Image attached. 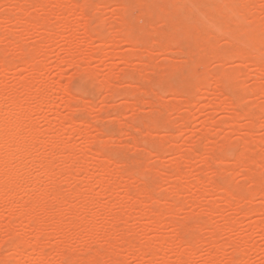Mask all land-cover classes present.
<instances>
[{"label": "rangeland", "instance_id": "1", "mask_svg": "<svg viewBox=\"0 0 264 264\" xmlns=\"http://www.w3.org/2000/svg\"><path fill=\"white\" fill-rule=\"evenodd\" d=\"M0 1H1L0 2V35L3 33V31H5L4 32L5 34L3 33L4 35H2V36L6 37V35L8 34L7 35L8 37H6V39L8 38L9 41H10V39H13L11 37H14V34L17 36V37L15 36V38H14L17 41H15L13 39L15 42L11 40L10 43H9L8 40H5V37H4V40L2 42H0V60L4 61V66L7 68V69L6 68L4 69V66H2L3 68L0 66V85L3 84V85H5L4 87L8 86V89L0 87V89H5L6 90V95L2 99L0 98V100L2 102L5 101L6 97L8 98V101L10 100V102H7V100H6V102H3V104H4V105L2 104L3 105V110L5 108V110L7 109V111H9V112L10 111L11 112H15L14 108H16V107L12 106L13 103L11 105H10V103H11L12 100L14 101V99H16V98H18L17 99L18 101H15V102L17 104L19 103V105L21 104L22 108H25V109H26V107L30 108L31 115H30L29 118L25 119V120H27V122L23 123L24 127L26 126V131H25V128H24V131L27 133V130L29 129L28 126H27L28 124H34L35 127H36L35 128L36 131L38 132V134H40V136H42V137H40L38 135V137L42 138L40 141L43 142V146L40 147V145H41L40 144L37 147V149L39 151L38 150H34L35 152H33V155L34 156L37 155L35 157H37L39 159H41V156H44V155L45 156L42 157V158H45L46 156L52 157V159L54 158L52 160V164H56L55 168H54V165H52L53 167L51 166V168L53 170H51V168H50V173H49V175L46 176V178L44 177L45 176L44 173L41 172L42 170L40 168H38V166L35 163L28 164V168L25 170V173H27L26 171L29 172V170H30V173H31L30 176L40 180L39 188L35 189L37 191H32L33 188L30 185L22 183L20 185V189L18 191V197L19 198H23V199L24 198L26 199L27 193L31 192V191H32L31 192L32 196L34 194L36 195V193H39V192L40 193L37 194V195H40V194L44 193V192H41V190L45 191V189H46V191H48V192L45 193L46 194L45 198H48V195H49V198L47 200L45 198L42 199L43 201L46 200V203H44L42 205H44L45 210L47 209L46 210L47 212L44 210L45 214L41 213V211L39 212V215L37 214V220L42 222V223H40V222H37V220H36V222L38 224L40 223L39 226H38V224L36 226V224H35L36 222H35L34 224H32L31 226L28 227L27 226V221L23 220L22 225L20 224V225H16L15 226L16 227V228H14L15 232H13L12 237L9 238L11 236V235L9 236L10 232H9V234L7 232V230H8L7 228L9 226L8 223H9V220H10L9 218H10V216H12L13 213H19L23 209H21L20 207H16L15 209L4 207L0 211V256L3 255V257H4V258H0V264H5V263L6 264H52L51 262H53V264H61V263H63V261L65 262V264H68V263L72 264V262H73V264H80L82 262V257H85V258L89 257V256H87V254H91L93 251H96V253L93 252L94 255L93 254L92 255L94 257L97 256L95 259L96 260L98 259V261L95 262L96 264H100V262H101V264H118V263L119 264H150V263H148L149 260H150V259L148 260V257L151 256V254H149V253L145 254L144 256H148V257L145 258L142 255L143 253L140 254V256H138L139 253H134L135 250L138 251V249H137L138 243L140 242L139 245H141V244H144V245L148 244L149 245V243L151 242L150 245L153 244L152 246H154V245L156 246V245H158V243L161 241L162 238L167 239V240L169 239L168 241L173 242L174 240L172 238L175 237V239H176L178 232H179L180 236L182 237V239L184 240V242H181V243L185 244V243L188 242L187 244H185L187 246V248H185V249H188V244H191L190 246L192 247V249H190V250L188 249L189 253H191V257H192L191 258V262H189L190 258H187L188 259L187 262H189L190 264H208L207 262H209V259H210L209 257L212 254H214V253H212L210 255V253L213 252V249H212L211 246H209L210 244L207 245L206 243L211 241V238H209V237H212L213 234L211 235L210 233L214 232L212 230L214 228H215L214 229L215 232H216V229L217 230L219 229L218 231H220L218 233V238L221 237V239H219L218 244L221 243L220 245L222 246V245H224L223 243H226V247L224 249L222 248L223 250L221 248H218V250H222V251H220L222 253H220V252H218L216 250V254H219L218 257L221 255L219 257V259H218V262H219L218 264H240L241 262H242L241 264H244L243 262H246V261H247L246 264H264V234L262 233V231L259 228H257L255 226V222L259 221L258 219L264 220V212L262 214L258 213V214H261V215L256 216V217H255V214L253 213V210L251 212L252 214L249 213L251 211V209L254 208L253 207L254 205H258L259 206V205H261V203L263 201L259 197H256L253 193H251L250 196L253 195L252 198H253L254 202L253 203H251V202L248 203L249 201H252V199L249 196V194H250V192H252V190L254 188H256V186L259 185V182H260V181L258 182L259 179L261 180V182H260L261 185L264 187V183H263L264 182V177H263L264 176V172H263L264 171V169H263L264 168V115H261L262 117L260 118V122H258V126H256L257 129L255 128V130H251L250 128H252V127L247 129V127L249 126V122L251 121V119H249V118L247 119V117H246L247 120L246 119L244 120L243 117H242L243 119L241 118L243 121L242 120L240 121V123H239L240 125L237 127V130H238L237 132H234L236 130L233 131L232 127L230 128V126H227L228 124L227 125L225 124V127L227 126V128H225V129L221 128V127L224 126L223 125L224 121H226L229 117H231V115L234 116L233 110L234 111L236 110L235 111L236 113H237V111H239L238 113H240L241 110H244L245 112H243V113H245L247 115V112L249 111V109L251 111V108L253 109L254 107H256V108H254L255 109L254 111L256 113H257V111L260 112V109L256 111V109H258L260 107L254 106L255 105L254 103L259 102V105H260V103H262V105H264V96L263 95H259V94H255V93L254 94L252 93L253 95H250V93L248 94L247 91L253 89L254 87H256L257 86V81H259L258 82L259 84L260 83L262 84V82L264 83V78H263L264 76H262L263 73L261 72V70H259L260 68H259V66H257L258 65L257 63H256L257 67L254 66L252 68V66H250V64L246 63V61L238 62L237 59L234 58L233 53H234V51L236 49L235 45H234V47H231V44L228 41L227 42L229 44H227L225 42L226 39H224L223 37L217 36V34H215V33H213L214 35L212 34L213 36L211 35L213 30L212 31L210 30L211 27H212V23L210 22V18L212 19V17H208L207 16L208 15L207 12L209 11L207 9V7H209V5L211 4L212 0H198V2L196 3L197 4V6L195 8L196 10L193 11V13L194 12H196V13H194L192 18L190 19L191 20L190 22H192V20H194V18H195L194 21H196V23L193 21L195 24L193 23V25H191L192 24L191 23V24H189L190 26H186V23L184 22L185 20H187V18H185V17H188V16H186L185 12L189 11L188 9H186V8H188V6L186 4H184L185 0H177V1L176 0H170V1L166 2V3H168V2L170 3L171 2L170 5L172 4V1H173V5L176 4V2L177 3L179 2L178 4H180L181 9L183 11L186 10L184 12L185 15L182 12L181 13L183 15L181 16V14H180L181 18L182 17L185 18L184 20H182L185 23V25H184V23L182 22L183 26H181L182 25L181 23H180V25H178L179 24V20L177 22L178 18L176 19L175 23H174L175 19L171 20L172 18H168L170 16L173 17L172 16L173 13L176 12L174 10H173L174 12L172 11L174 6L171 5L172 6L171 7L172 8L171 9L172 13L171 12H165L164 13L163 12L164 9H162L163 7H158L157 6L158 3L162 2V0L161 1L159 0V2L156 5L159 9H157V7L155 8L154 7L155 5H153L152 2H149L150 3L149 4L147 2V0L145 1L146 4L143 3L144 2L143 0H133L134 4L132 3V5L133 6L136 5V8H134V9H132L133 6H131V3L129 2L131 0H126V1L125 0H119V1L123 2L124 9L122 8L123 7L121 5L122 3L119 2L118 0H102V1L101 0H85L90 5L87 4L85 1H84V3H82L83 2L82 0H79V1L78 0H73V1H71V0H62L63 5H62V3H59V2H61L60 0H57L58 2L51 0L50 3L47 0L46 4L49 3L50 4L49 8H51V9L47 8L48 5H44L45 9L44 8H42V9L45 10L46 12H47L46 9H48V12H47L48 14L45 11H43V10L42 11L41 10L37 11L40 8L37 7V3L35 2V0L34 1L32 0L33 3L31 2V0L28 1V3L31 2V8H30V4L24 3L26 1H23V0H19V2H21L23 4L22 6H19V4L21 5V3L18 4V0H10L11 2L12 1L13 2L16 1L15 5L9 4L10 1L8 2V0L7 1L6 0H0ZM36 1H40V0H36ZM64 1H67L66 2V6L67 5L70 6V4L72 5L75 2H79V5H80V3H81V5H84L83 15L86 18H87V15L90 12L92 17L89 14L86 23L88 22L87 23L88 26L90 25L89 26V31H90V35L89 36H91V39L88 38L89 36L86 35L84 31L80 30L79 33L77 34L78 37L73 39L72 40L73 42H71V44H70L69 43V40H70L69 38H70V36H72L73 31L68 30V32H64L62 30H59V26L58 25L61 24L62 20L57 18V13L59 12L58 11V9H60L59 7H62V9L64 10V8H65L64 7V5H65ZM115 1H118L120 3V5H119L118 2H115ZM124 1L126 3L128 1L130 3L128 5L129 7L126 5V3ZM150 1H152V0H150ZM157 1L158 0H156V2ZM254 1H255V3L257 2L260 6L259 5L258 6H254V2H252V0H246V6L248 7V9L250 11L258 12V11L261 10V9L260 10L259 9L255 10L258 7H263V10H264L263 2L261 0H254ZM34 3L36 5V7L39 8V9L34 8L35 7L33 5ZM139 3L142 4V6L145 4V6H146L145 8L146 9L143 8L144 6L140 8L141 5ZM153 3H155V0H154ZM257 3H256V5H257ZM56 4H58L59 6L56 5ZM76 4H78V3H76ZM151 4L153 5L155 10H157V11L153 12L154 8H152ZM250 4H251V6H250ZM167 5L168 4H166V6ZM32 6H34V7H32ZM56 6H58V8ZM69 6L66 7L67 13L63 11L64 12L63 20H69L71 22L80 21V23L82 25L81 27L83 28V26L86 23L84 22L85 21L84 20L85 17H83L81 15L82 14L81 11H80L81 9L78 10L81 14L79 12H77V13L68 12L69 11L68 10ZM159 6H161V5H159ZM17 7H18V9H22L23 10L22 12L24 14H25V12H27L26 14L29 15V16H25L24 14H21L22 13L21 12L20 13L21 17L23 18L22 15H24L25 19L24 18L21 19V17H20L21 22H19V23H23L24 21L26 22V20L29 19V18L31 20V18L33 19V18L37 17V20H39L37 26H39V23L41 22V19L44 16L45 17L48 16L49 18H51L52 21L50 23V26L46 30H49V29L50 30L46 31L41 25L39 26L40 29L39 28H37V29L27 28L26 25H25V22L23 23V27H22V25H20L18 23V19H19L18 16H16V15H19V12H20L17 9ZM254 7H256V8L253 9ZM164 8H165V5H164ZM175 8H178V6L177 7L175 6ZM33 9L34 10L36 9L35 11H33L35 16H32V14H31V11ZM87 9H89V10H87ZM122 9H123V11H122ZM198 9L200 10V12L198 11ZM206 9H207V12H206ZM151 10H152L153 13L150 12ZM168 10H169V6H167L165 11H168ZM50 11L52 12V14H51ZM120 11H122V12H120ZM179 11H181V10L178 8V11L175 14H177ZM35 12H37L38 14L36 15ZM149 12L152 13V15L151 14L149 15ZM155 12H157V13L155 14ZM162 12L164 13V17L162 16V14H163ZM198 12L200 14L197 15ZM262 12L263 11L261 10L259 12V14L262 13ZM42 13H44V15H42ZM166 13H168V15L172 14V15H170L168 17L166 15V17H167V20L170 19L168 21V23L171 21L170 24L173 23V24L176 25V26L174 25L175 28L178 27V26H181L182 28L187 27L186 31L185 30L183 31V29H181L180 27H178V29L176 28L178 31L175 29L176 34L178 32H182V31L185 32V35L183 33H181V34L178 33L177 35L175 34V39L177 41H180L179 42L180 45L183 43L182 47H180V45L178 43H176V41L173 42L175 39L173 41H171L172 40L171 38H174V36H172L170 38L171 40L167 39L168 37L166 36L165 33L166 32L169 33V36H170V34H171L170 32H172V29H174V26L171 25V26H173V28L171 26H170L171 28L169 26H167L168 25L167 21H166V23H167L166 27L163 26L164 25L163 23L165 22L164 18H165V14ZM187 13L190 14V12H187ZM205 13H206V15H205ZM209 14H211L210 16H212V15L214 17L216 16L217 17V18H215L216 21L221 20V19L223 20V18H224V17L221 16V19H219L220 14H218V16L215 15V13L213 14L211 12H209ZM8 15H9V17H8ZM13 15H14V17H13ZM153 15L155 17L157 15V19L159 21L155 20V19L153 21V19L151 18V17L154 18ZM191 15L192 14H190L189 16L191 17ZM10 16H12V17H10ZM39 16H43V17L39 18ZM80 16H82L83 18H81ZM122 16L124 18H122ZM137 16H141L142 18L141 17L137 18ZM159 16H162L163 18L160 19ZM178 16L174 15L175 18L178 17ZM206 16L208 17L207 19H206ZM260 16H262V18L264 19V13L260 14ZM79 18H80V20H79ZM89 18H90V20H89ZM140 18L142 19V21L143 20L145 21V22L141 21L143 24L141 22H139V20H137V19H140ZM129 19H130V21L128 22ZM132 19H134V20L132 21ZM204 19H206V20H204ZM22 20H23V22H22ZM119 20H121L120 21V25L117 26V23H119ZM123 21L128 22L129 26H131L130 24H132L131 27H133L134 29L132 28V30H130L131 27L129 28L127 23L126 22L124 23ZM148 21H150V22L148 23ZM151 21H153V22H151ZM206 21L209 23V24L206 23L209 26V28H208V26L205 28V26H206L205 22ZM197 22H199V26H200V23H202L201 27L194 26V25L198 24ZM121 23H123L124 25L121 24ZM147 23L148 24L151 23L150 27H149V25ZM188 23H187V25H188ZM55 24H57L56 26H58V28L55 26ZM151 25H152L153 31L150 29ZM162 26H163V28H161ZM191 26H194L193 27L194 29L196 27V29L198 31H200V32L198 33V31L196 29L192 30L191 28H190L191 30H189L188 28L191 27ZM231 26H233V24H231ZM121 27H123V28H121ZM126 27H127V29H126ZM158 27H160L159 29H161V31L163 30L162 32L165 31V33L162 34V35H165L164 36V37H166L165 40H166V42H169V43H166L164 41V38L162 37V35H160L161 33H159L157 35L160 36V38H162V40L161 39H159V40H161V42H163V44L161 42H158V38L159 37L155 33H153V35H152V33H150L151 35L149 34L150 30H151V32H155V29L157 31ZM198 27H199V29H198ZM120 28H121V30H120V35H119V32H117V31H119ZM128 28H129L130 31H127ZM164 28H166L168 30L166 31V29H164ZM179 28L182 31L181 30L179 31ZM200 28H204V29L200 30ZM26 29H28L29 32H26V31H28ZM41 29L42 30L44 29L43 31L44 32L46 31V33L50 32V34L49 33L48 34L45 33L48 37H49V35L58 34V35H55V37H56L55 39L56 40L53 43H51V46L45 43V38H48V37L45 35V38H44V35H43L44 33H43V31ZM205 30H206V32H205ZM121 31H123V32H121ZM189 31H192V32L197 31L198 36L200 34V37H202V39H204L205 36L206 37L207 36H211V37H213L212 40L215 41L216 39H218V37H220L218 39V41H220V42H218L216 40L217 41L216 44H219V47L224 48V49H225V46H226V50H228V51H226L227 57L225 59L220 60L221 58L219 59V57H218L219 60L216 59V61H215V58H214V60H212L213 62H211V63L209 62V65L206 64V61H205L206 65H204V66H206V67L209 66L208 68L205 67L208 70L203 69L200 65H198L199 67L202 68V70H206L207 73H208V71H210L209 72L210 75H212L211 73L215 74L218 70H219V72L221 71L220 74H217V75L213 74L211 77H213V76L217 77L218 75H220L219 76L220 78L223 77L222 79L219 78L220 79L219 80L220 83L217 82L218 84L221 85V83H222V85H223V87H221L219 85L220 88L223 90V91H221L222 93L219 92L220 90H218V86H216L217 84H215V82H214L215 79L214 78L213 79L208 78V76H210V75L205 73V71L204 72L201 71V69L199 70L198 69L199 67L197 66V64H199V62H200L199 60H201L202 63H203V60H205V57L207 58V57H209L211 55L214 56V54H210V55L208 54V56H207V53L209 52V49L205 50L206 48H203V50L205 52V54L203 52V56L206 55L204 57V59H202L203 56H202V58H200L201 57L200 56L201 53L198 50L196 52V54L199 52V55H198L199 57L197 56L198 58L196 57V55L195 56L191 55L192 57H194V59L197 58L198 61L193 60V58L189 54L191 52L190 50L193 49V46L196 47V45L198 43H200V45L199 44L197 45V46H199V48L202 45H201V41H199L201 39L198 38L199 39L198 40L199 42H198L197 39H196L198 36L195 37L197 34L194 35V33H192L194 36L193 35L190 36L191 34L189 33ZM201 31H202V33H201ZM210 31H211V33H210ZM100 32H101L102 35L100 34ZM174 32H172V33L174 34ZM156 33H158V32H156ZM187 33H188V36H187ZM115 35H119L120 37L119 36H115ZM2 36H0V37L2 38ZM18 36L21 37V38L19 39ZM59 36H62V37H59ZM99 36H101V37H99ZM153 36H157L156 37L157 41H156V39H154L155 37L152 38ZM189 36H190V38H189ZM92 37H94L96 39H94ZM113 37H114V39H111ZM150 37H151V39L155 40V41L152 40V42H155L154 44L151 42V39H149ZM185 37H186V39H185ZM191 37H195V39L191 38ZM97 38H99L100 41H98L99 39H97ZM119 38H122V40L119 39ZM124 39H125V42H124ZM190 39L191 40L193 39V41H190ZM103 40H105L104 41V43L106 42L105 44L102 43ZM110 40H112V41L114 40V41L111 42ZM130 40H132V41H138L139 40L140 43H137V45H139V46L138 47L136 46V42H133V44H132L131 43L132 41L130 42ZM146 41H148L147 42L148 47H146V45H147ZM149 42H151V44H153V48H150V46H152V45ZM18 43L21 44L22 48L24 46H26L24 48L33 49V50H31V52L34 54V55L32 54V56H34V58L31 57L32 58L31 64L34 65V67H36L37 65H43L44 63L46 64V65L45 64L43 65L44 66V70L41 73H39L40 75L37 74L38 71L36 69H32L31 70V68H30V70H24L22 67H18L16 70L10 69V65L9 64H11L13 61H16V62H18V64H20L19 60L18 59L16 60V57L13 58V56L15 54L18 55L17 54L18 50L21 48V47L19 48L20 45ZM127 43H128V45H127ZM134 43H135V45H134ZM202 43H204V42H202ZM131 44H132V46L134 47L135 50L137 49L138 52H139V50L142 51V52L140 51L141 53H143L142 57H144L143 55H146L147 57L149 55L150 59H147L146 56H145L144 58H146L145 59L146 62L144 61V58H143V61H142L140 59L141 58L140 57L141 53L140 52L136 53L137 51L132 49ZM155 44H156V46H155ZM157 44L158 45L160 44L159 46H161V47L163 45L162 49L164 48V44H167V46L165 47L166 49H163V51L165 53L162 51L161 48H159V46ZM16 45H18L19 49L17 48ZM44 45H47V46L51 47L50 51H49V47L46 50V52H48V53H45V52L44 53H39L38 51H36V53H35L36 49L35 48H31V47H37V49L38 48L41 49L42 46H44ZM44 47H46V46H44ZM135 47H137V48H135ZM168 47H170L169 51H168ZM183 47H185V48H183ZM195 47H194L193 50H195ZM73 48L75 50L77 49L78 51L79 50L82 51V54H78V51L74 52V55L81 56L80 58H82V59H80V58L78 59V57L75 56L73 58V62H70L72 60L71 58L74 56L72 54ZM68 49H69V51H72L71 52V54H72L71 57L69 56L71 54H70V52L68 53ZM146 50L148 51V53L146 52ZM196 50H197V47H196ZM26 51H29V50H26ZM76 52H77L78 55L76 54ZM100 53H101L102 56H100ZM123 53H124V56H128V58L130 56V60L127 59V57L124 58V56L122 55ZM211 53H213V52H211ZM114 54H117V55L121 54V57H118L119 55L118 56L115 55V56L118 57L117 58V57L113 56ZM131 54H133L134 56L131 55ZM135 54H137L138 56L136 57ZM90 56L91 57L93 56L92 58H94L92 61H90L88 58H86V57H90ZM99 56H100V58H99ZM188 56H190L189 57L190 59L192 58L191 60H193V61H191V62H193L195 64H191ZM105 57H109V58H105ZM131 57H134V60L131 61ZM17 58H18V56H17ZM75 58H77L76 59L77 62L74 60ZM85 58L88 61H85ZM122 58H123V61L124 60L125 61L128 60L130 63L128 61H127V63L125 61L124 62L121 61ZM209 58L211 59V57H209ZM216 58H217V56H216ZM5 60H7L6 62L8 64L5 62ZM41 60H44V63H43V61L40 62ZM81 60H82V62H81ZM147 60L151 61L152 63L149 62V64L147 65V63H148ZM185 61H186V63L188 61L189 62L186 64V66H185V64L183 66V63H185ZM156 62H157V65H156ZM66 63H70L72 66H69L70 64H66ZM159 63L162 64L161 65L162 67L164 65V67L166 69L164 67L163 68L165 69L166 72H168L167 74H164L162 71L160 72L161 66H160ZM164 63H166V65ZM188 64L189 65L191 64V66H188ZM245 64H248L247 65L248 69H246V71H248V73H249L248 75H250V76H246V77H241L240 78L241 79L240 81H243V82H241V87L237 84L238 80L236 81L234 78H231L230 76H227V77L222 76L221 77V73L223 74V70H224V72L228 71L227 69L232 71L233 68H235V69L236 68L237 69L240 68L241 69L242 66L243 67H242L241 70H245V69H243V68H246ZM80 65L82 66V68H87L86 72H84V73H87L88 71H90L92 74L94 73L95 76L91 75V73H89V72L86 74V76H85V74L83 76L79 75L78 74L79 73L78 72V69H79L78 67H81ZM177 65L181 66L182 68H180V70H179V66H177ZM252 65H255V64H252ZM173 66H176V68L173 67ZM34 67H32V68H34ZM155 67H157V69L160 67L158 69L159 71ZM171 67H172V69H176V71L177 70L178 71L176 72L174 70L175 74H173L174 71L171 69ZM167 68H169V70ZM164 69H163V71H164ZM193 70H195V72ZM198 70L201 71L199 73V76L202 74L200 77H198V75H196L197 74L196 72ZM79 71L81 72L82 70L79 69ZM171 71H173L172 74H171ZM190 72H192L193 75ZM161 73H163V74H161ZM260 73H261V76H259ZM169 74H171V75H169ZM38 75H39V77H38ZM87 75H89V76L91 75L92 77H97V79L96 78H91V76L88 77ZM255 75H258L257 76L258 80L255 78ZM145 76H146V78H145ZM60 77L64 78V80H62L63 82H61V83H63V85L69 83L66 86H68V88L71 87L70 88L71 90L70 89L69 90H70V93L74 94V96L76 97V98L75 97L74 98L77 99L79 97L77 99V101H74V99L72 101V107H74L73 108L74 111L73 110L71 111V108L70 109L69 108L68 109L65 108V105L63 104L62 100H64V99L66 100V98H68V97L63 95V94H61V93L59 94L57 92H51V94H49L48 98L50 100L52 99V100L55 101L53 103L54 105L56 103L55 107L58 105L57 106L58 108L55 109L54 106H53L54 109H52L51 106L49 108L47 104L46 105L45 104H41V103L37 102L36 100H34L33 99L34 97H31V96H34L32 94V92L26 91L25 89H23V86H22V81H27L28 80V82L29 81L32 82L33 80H36V82H39L41 80L39 83H40V85H42V87H48V86L52 85V87L54 86L53 88H56V85H53L52 82L53 81H58ZM108 77H111V80ZM184 77H185L186 80L184 79ZM195 77H196L197 80L196 79L193 80ZM260 77L263 78L262 81H261ZM38 78H40V80ZM71 78H72V80H71ZM67 79H69V80L66 83L65 81ZM209 79H211L212 82H210ZM104 80L107 81V82L109 81L110 85L107 84L108 86H110L109 90L106 87L103 89ZM165 80H166V82H165ZM205 80L209 81L208 82L209 87L212 85V87H210L211 89H209V88H207L209 90L206 89V91H208L207 94L204 93L205 89H202L203 91H201V93H204L203 96H202L201 93L196 94L198 90H199L198 92H200V88L199 87H202V83ZM100 81H102L103 83L100 82ZM200 81L202 82L201 85H200ZM167 83H169V84H167ZM140 84H142V85H140ZM197 84H199V85L197 86ZM107 85L105 84L104 86H107ZM184 85H186L188 87V88L186 87L187 90L185 89L186 92H185V90L182 89L183 90L182 94L185 95V96L180 95V93L179 94L178 93L174 94L177 91L178 92H182L181 87L184 88L185 87ZM242 85L244 86V90L248 89L244 93L242 92V90H243V88H242L243 86ZM100 86H102V88ZM238 86L241 88V89H239L240 91L237 89ZM176 89H177V91H175ZM228 89H230V90H228ZM7 90L10 93L12 92L11 93L12 95H10V93L7 94ZM172 91L173 92L175 91V92L173 93ZM25 92L31 93V94L28 95ZM117 93H118V95H116ZM241 93L245 94V95L248 94L249 96L246 95L247 99H245V98L243 99L244 96L241 99L237 98L238 96L236 97V94L242 95ZM205 94H206V96H205ZM225 94L226 95L229 94L230 96L233 95V97L235 96L236 98H233V97L230 98L229 95H228L230 100L227 99L228 100L227 101L226 98H225V96H226ZM80 95L82 96V98H81ZM172 95H176L177 97L172 96ZM178 95L181 98H184V99L186 98L188 100V103H190V104H193V102L196 101L193 104L194 106L188 104L187 102H185L187 100H183V101H184V103H187L188 105H190V107H188V105L186 107V104H185V106H182V104H184V103H181V104L179 103L180 97ZM189 95L191 97H189ZM257 95H259V96H257ZM9 97H13L14 99L11 100ZM178 97H179V100H176V98L178 99ZM188 97L190 99H188ZM191 98H192L193 102L191 101ZM199 98H200V100H199ZM159 99H162V102ZM236 99H239V100H236ZM258 99H259V101H258ZM157 100H159V101H157ZM224 100L226 102H224ZM180 101L183 102L182 100H180ZM230 101H231V103H230ZM232 101L235 102V103L238 102V101H240V102H242V101L244 102L245 101L246 103H243L241 106L246 108V110L244 108L241 109L240 105H239L240 106L239 109H238L239 106L234 107V108H236V109H234L232 107L233 106ZM249 101H251V102H249ZM147 102H148V104H147ZM225 103H227V104H225ZM153 104H155L156 106H153ZM157 104H158V106H157ZM230 104H232V105L229 106ZM244 104L246 106H248L249 108L245 107ZM249 104H251V105H249ZM160 105H161V107L167 109V111L171 112V113L168 114L167 111L164 112L165 109H163V112H162V109L160 108ZM86 106L89 107V108L87 109ZM175 106L176 107L178 106V107L175 108ZM217 106L220 107V109L216 108ZM252 106H254V107H252ZM85 108L87 110H90L91 113H90V111H89V113H87V110ZM158 109H159L160 112L158 111ZM247 109H248V111H247ZM52 110L55 111V112L53 113ZM58 111H59V113L61 115H64L65 117H67L66 115L70 114L71 116H68V118H70V117H71V119L74 118L73 119L75 121L74 124H76V120L78 119L77 123L78 122L79 123L77 125H80L81 127H83V126L80 123H82L85 120L84 122L87 125L86 124L84 125V130L86 129L85 131L87 133L89 132L90 137H89V135L87 137H84V138L83 137L80 138L79 135H77L78 136L77 137L76 134H78V133L76 131H73L72 129H74L73 127H75L76 130H79L81 128L80 127L79 128L76 127L77 125H74V124L72 125L73 127L70 126L71 129L68 130V131L65 130V131L62 132V130H60L62 128L61 125H60V127H61L60 129L56 130V128H55V130L51 131L49 129V124L50 123H54L55 124L56 120H55V122H53L52 120L55 119V117H56L55 113L58 112ZM251 112H253V110ZM240 115H243V114L240 113ZM168 116H169V118H168ZM185 116H188L189 118H187V117L184 118ZM0 117H1L0 118V120H1L2 118H6L7 115H5L4 112H0ZM65 117H63V118H65ZM181 117L183 119H186V120L190 119V121L189 120L188 121L185 120L184 121L185 122L184 125H182L183 121H182ZM49 119H50L51 122L48 121ZM180 119H181V121H180ZM160 121H161L162 124H160ZM215 121L216 122L218 121V123H220L222 121L223 123L221 122L222 124L220 123L221 125L219 124L220 127H218V126L214 125ZM163 122H165L164 124H166V122H167V125H163ZM168 122H170V127H172V128L169 127ZM1 123H2V121H1ZM56 123H57L56 127L59 128V125H58L59 123L58 122H56ZM25 124H27V125H25ZM66 124L69 125L66 122V123H64V125H65L64 127H66V128L69 127V126H66ZM158 124H160V125H158ZM161 125L165 126V128L169 127L170 129H173V130H169V131H171L172 133L174 132L175 135L174 134L172 135V138H173V136H174V138H173V140L171 139L172 141L170 140L171 141L170 143L169 142L168 143H169V146L172 145L173 147H175L178 150V152L176 151L177 154L176 153L174 154L175 151L173 152V150H175V149H173L172 150L173 153H171V151H170L171 149L169 148L168 150L170 152L167 153V151H168V150H166L167 147H166V149L162 148L164 146H168V145H163L164 144L163 142H164V140L167 141V140L170 139V137H171L170 133L171 132H168V128H167V132H166V129L164 127H163V129H164L163 132H162V130L160 131L159 130V128H160L159 126H161ZM64 127L62 128L63 130H64ZM69 128H67V129H69ZM161 128H162V126H161ZM48 129H49V131H48ZM179 129H180V131H179ZM58 130L61 131V133ZM81 130H83V129H81ZM147 131H148V133L149 132L152 133L151 135H153L152 136L153 139L150 138L151 135L149 136ZM204 131H205V133L209 131V133H210L209 135L210 136H211V133H212V135H214L212 137L209 136L210 137V141H207L209 143L210 142H213V143L209 144V143L206 142V140L203 138L204 137V134H203ZM28 132H29V130H28ZM52 132H54V133H52ZM55 132H56V136L55 137H57L59 135L60 139H62L63 142H65V143H67L69 145H75L76 148H78V151L79 150L83 151V150H85L87 148H90L89 146H91L92 149L95 148L94 151H98L101 154L102 160L104 159L105 161H107V160L108 161H113L112 159H114L115 156H117L115 158V160L116 159H118V160L115 161V162H112L113 164L111 166V171L113 169H117L120 173H118L117 170L116 171L113 170V174H115V173H116V175L120 174L121 179H120L119 176L115 175L118 179H120L119 182H121V180H123V182L125 183V179H126L127 180L126 183L128 181L130 182V183L129 182L127 183V184H129L130 187L127 186L126 183H125V185L127 187L124 184L122 185L121 183H123V182H121V183L118 182L120 185H117L116 182H117L118 179L115 180L116 178L113 177L114 175H111L112 174V172H111L110 178H109L108 175L104 176L105 181L107 180L106 181V185H108V186L110 185L109 186L110 189H108L106 191L104 189L102 190L101 185L98 184L97 182H95V180H94L95 179L94 175L98 174V172L95 169L96 167H95L94 163L95 164H96V162L98 163V161H99V159L101 157H99V158L95 157V158L98 159V161L96 159H94V158L87 159V162L85 164H83L85 166H82V162H81L79 164L80 165V168H79L78 167V163L76 161H79L80 159L83 158V157H80V158L78 157V156H81V154H82V153L79 154L80 153V151H79L76 154V155H78V154L79 155L76 156V159H74L75 163L73 162L76 165V168L77 169L79 168L77 170L75 168L74 164H72L71 159L69 158V152H68L69 150L68 149H56V150H54V148L52 146L45 145L47 143H49V144L51 143L50 141L52 139H54L53 135L55 134ZM71 132L74 135H72ZM21 134H24V133H21ZM51 134H52V138H51ZM166 134L170 135V137L168 136L169 139L167 138ZM202 134H203V137L201 139L200 136ZM120 135H122V136H120ZM24 136H26L28 138V140H29V134L28 135L26 134ZM134 137H135L136 140L134 139ZM112 138H114L116 141L113 140ZM243 138H245V142H246V139H247V143L249 145H251V146L254 145V148H255L254 151L257 149L256 152H259V153H256L257 155L260 154L259 158H255L256 159V163L254 164L255 167L258 169V171H256V169L254 168L255 171H256L255 172V177L257 178V179H254V180H257L255 182H258V183H256V185H255L254 180L250 181V180L247 179L246 175H247L248 171L244 170L243 166L241 168V166H239V164H237V167H236L237 170L236 171H235L236 168H231L232 167V165H231L232 162H234V160H236L235 156L237 157V156H239L240 154H242L245 151V149L243 147H245L246 145L244 146L245 142H243L244 141ZM99 139H101V140H99ZM132 139L136 143H133ZM199 139L202 141L201 142L202 145L200 144ZM95 140H97L96 144H95V142H96ZM109 140L112 141V143H111L112 145L109 144ZM148 140L149 141L151 140L150 143L153 146H151L149 144ZM103 141L105 143H103ZM106 141H108V145L106 144ZM240 141H241V144L243 146L240 145V144H237ZM203 142H204V144H203ZM225 142H228V143L225 144ZM231 142H234L237 145L232 146L233 143H231ZM93 143L95 144V146H92ZM168 143H166V144H168ZM193 143H195L196 145L193 144ZM229 143L232 144V145L230 146ZM128 144H130L129 148L126 146ZM87 145H89V146H87ZM149 145L151 147H149ZM190 145H194L196 148L195 147L192 148V146L190 147ZM227 145H229V146H227ZM39 147H40V149H39ZM173 147H171V148H173ZM224 147H225V149H224ZM236 147H237V149H235ZM149 148H151V150H149ZM218 148H219V150H218ZM232 148H233V150H232ZM195 149H198V151L199 150L200 151L197 152V150H195ZM239 149L241 150L240 152H242V153H238ZM59 150L61 152H59ZM144 150L148 151V153L146 154ZM191 150H195L197 152V154H198V156H197L198 159L196 158L197 159L196 165L194 163V166H196L195 168L190 166L187 162L184 161L186 159L185 157L187 156V154L185 152L188 151L187 153H189V151H191ZM143 151H144L145 154L144 153H140V152H143ZM149 151H150V153H152L151 155H150ZM155 151L159 154V156H158V154ZM228 152H231V153L233 152L232 155H233L234 159H232V155L226 154ZM139 153H140V155H139ZM178 153H179V155H181V157H182V155L185 156V157L181 158L183 160L179 159V162H177V161L174 162V160L178 156ZM142 154H144V156ZM154 154H156V155H154ZM199 154H201L200 157H199ZM215 154H219V155H222V156L219 157V155H218L217 157H215L216 156ZM175 155H177V156H175ZM207 155L211 157V158H209L210 160L205 157ZM212 155L215 158H213ZM254 155H255V153H254ZM111 157H113V158L111 159ZM254 157H257V156L255 155ZM179 158H180V156H179ZM221 158L225 161V163L230 164V165L227 164V168L225 167L226 166L225 164H224L225 165L224 166L223 164L220 163V161L222 160ZM230 158H231L232 162L230 161ZM69 159L71 161V165L68 164V162H70V161L67 162V160H69ZM219 159H221V160L219 161ZM206 160L209 162L208 163L209 164L208 165L209 173H208V170H207V172L205 170L206 169L205 167H207V166H204V167L202 166L203 164L206 165V163H205ZM82 161H83V159H82ZM194 161H196V160H194ZM203 161H205V162H203ZM227 161H229V162H227ZM176 162H177V164H179V169L177 168V164H175V165L172 164V163H176ZM234 163H233V165H234ZM114 164L117 166V168L114 167L115 166ZM167 165H168V167L170 166L168 171H166V168H168ZM187 165H189V166H187ZM81 166L84 167V169L86 167V169H88V172L84 173L85 172L84 169H82V171H80V169L82 168ZM211 166H212V169L214 168L213 169L214 171L216 170L215 171L216 173L212 172L210 170ZM217 166H219V167H217ZM164 167H165V169H162ZM153 168H156V169L158 168V169L157 170L154 169L155 171L152 173ZM175 168H176V170H175ZM200 168H201V173H203V174L200 173ZM219 168H220V170H223L224 172L218 170ZM63 169H65V170L63 171ZM126 169H128V170H126ZM172 169L174 170L175 174L182 175V178H180V179L181 180L183 179V180L180 181V182L181 183L183 182V184L186 183V184H184L185 186L184 185L182 186V184L179 183L178 179L175 181L177 175L176 176L173 175L174 172L172 171ZM202 169H203V172H202ZM160 170H162V171H160ZM181 170L183 171V173H181L182 172ZM184 170L187 171L188 175L186 174V172ZM225 170H227V171H225ZM79 171H80V173L82 172L81 173L82 175L80 173L77 174ZM130 171H132L133 173L132 172L130 173ZM163 171L164 172L166 171V174H167L166 177H165V173ZM176 171H178L179 173L176 172ZM204 171H205V173L209 174V175H207L209 177V178L208 177L207 178L210 179L209 181H211V179H213L212 175L215 176L214 180H215V182L216 181L217 182L213 183V180H212L211 184L212 185L213 184H217L218 187H222V189L220 188L221 191H219V192H211L212 187H210V184H208L210 182H208V180L204 179V176H206ZM219 171H220V173L223 172L224 174L221 173V175H217V174H219ZM64 172L66 174L67 173L69 174V172L71 174V172H72V175H74V176H72L70 174L69 175L68 174L67 175L63 174ZM73 172H75V173H73ZM127 172H128V174H127ZM157 172L164 173V177H162L161 174L157 175L158 174ZM168 172H169L170 175L168 174ZM197 172L200 173L199 176L197 175ZM226 172H228V174ZM260 172H262L263 175H260ZM125 173L127 174L126 176H125ZM155 173H157V174H155ZM212 173H214V174H212ZM148 174H149V176H148ZM152 174H153V176H152ZM183 174H185V177H184ZM215 174L217 175V177H216ZM51 175H52V177L54 176L53 179H56L55 181L52 178L49 179ZM63 175H65V177ZM131 175H133V176H131ZM134 175H136V176H134ZM186 175L189 176L188 177L189 180L187 179ZM160 176H161V178H160ZM170 176H171V178H170ZM47 177H48V179H47ZM149 177H151V178H149ZM174 177H175V179H174ZM196 177H197V179H196ZM134 178L138 179V180L135 181V180H133ZM147 178H149L150 180H147ZM164 178L165 179L167 178L168 180L166 181V180H164ZM169 178H170V180H169ZM199 178H202L201 180L204 179L205 181H207L206 182V186L208 185L210 187V189H208V186L207 187L205 186L204 187L205 188L204 191H205V193L206 192L208 193L207 195L209 197L208 196L207 197L202 196L205 193H203V194L201 193L202 195L200 194V196H199V194H198L199 191L197 193V189H195L196 193H197V194H195V191L193 190L194 188L193 189L191 188V190H192L191 193L188 192L189 190H187V193L183 192V191L186 190V186H188L189 184L193 185ZM216 178H217V180H216ZM114 180L116 182H114ZM224 180H226L228 183L225 182ZM50 181L53 182V184H56V186L60 187L59 194L57 193L58 196L59 195L61 196V198L58 197L60 202H61L60 203L58 201L59 204L57 203V197H56L57 194L55 192V190H58L59 188L57 187V189H55L53 187L55 185H50V184H52V183H50ZM57 181H58V183L60 185L58 183H56ZM108 181H111L112 183L111 182L109 183ZM139 181H140V183H143V184H140ZM149 181H150L151 184L150 183H146V182H149ZM193 181H194V183H192ZM113 182H114V185L116 183L117 187H116V185L115 186L113 185ZM48 184L51 187H53V188H51V192H52V189H53L54 190L53 192H55V196H54L53 193L50 192V189H49L50 186H48ZM179 184H181V185L178 186ZM138 185L139 186L142 185V187L141 186L139 187ZM175 185H176V187H179L177 189H178V191L180 193L178 191L176 192L177 189L174 188ZM124 186L128 189V195H130L129 198L126 197L127 191L125 190L126 188ZM131 186H133V187L135 186V189H137V191H135V189H132ZM230 186H233L235 188L232 189V187H230ZM241 186H243L244 188L242 189ZM113 187H116L114 191L112 190ZM149 187H150V189L152 191L149 190ZM183 187H185V188H183ZM145 189H146V191L148 190V192H146L148 194L145 193V191H144ZM227 189L229 190V192L231 191V193L234 196L233 198H237L239 196L241 197V195L246 198V199L245 198L242 199L241 204L239 202V200L241 201L240 197H239V199L238 198L235 199V201H238L236 203H239L242 206H239L234 201L233 202L234 206L232 207V209H228L227 208L229 204L225 205V201L223 199V198H225V200H226V192L228 191ZM240 189H241V191H240ZM234 190L236 192H234ZM237 190H238V192H237ZM103 191H105V192H103ZM149 191L152 192L153 195H152V193H149ZM166 191L170 192V194L166 193ZM60 192H62L63 194L60 193ZM135 192L136 193L138 192V193L136 194ZM139 192H140L141 195H139ZM201 192H203V190ZM47 193H48V195H47ZM109 193H111V194H109ZM51 194H53L52 197H54V198L51 197ZM150 194H151L150 199L154 198L155 200H153V201H156V199L159 200V202L157 201V204H155L156 202H154V204H155L154 205L153 202H152V205H151L150 201L152 199L149 200V198L147 197V195L150 196ZM171 194H174V195L178 194L177 196H179V197L172 195L174 198H171ZM235 194H237V195H235ZM132 195H134V196H132ZM136 195H139L141 197L136 196ZM212 195H214V196H212ZM131 196H132V199H131ZM135 196L137 198L139 197V201L141 200L140 198H142V201H144V203L145 202L147 203L148 208H145V206L147 207V205L143 206L147 210L143 211L142 205H144V203H142V204L140 203L141 205L137 203L136 206L133 205L134 204L133 202H136V201L133 200V198H135ZM167 197H169L170 199L167 198ZM195 197L197 198V200L199 199L198 197H201V198L203 197V200H202V203H200V206H199V204H198V206H196L197 205L195 203L196 200H194ZM204 197H205L206 201H205ZM220 197L222 198L223 201L221 200ZM247 197L250 198L251 200L249 199V201H248ZM64 198H67L69 200L68 201L66 199L67 201H63L64 203L66 202L65 203L66 205H62L61 199L65 200ZM92 198H95V199L99 198L97 201H100V202L99 203L97 202L98 204L97 203L96 204H94V203L93 204L92 203L89 204L93 200ZM90 199H92V200L89 201ZM127 199H131V200H127ZM210 199L212 200V202L208 201ZM172 200H173V202H172ZM192 200H194V201H192ZM214 200H216L215 201L216 203L222 204L223 207H221V209H220L221 211H217L220 208L219 204H217V205H219V206H217L219 208L211 206V203L212 204L215 203ZM230 200H232V198H230ZM245 200H247V203H245L246 202ZM43 201H42V203H43ZM177 201H178V203H177ZM185 201H187V205H188L187 207H186V204H185V206L183 205V203H186ZM198 201H200V200H198ZM47 202L50 203V204H47ZM87 202H89V203H87ZM94 202H96V201H94ZM209 202H211V203H209ZM67 203H68L69 206L70 205L73 206L74 204H77L78 206L76 205V207H75L76 209H77V207H80V206L82 207L83 206V208L80 207V209H82L83 211H80L79 208H78V211H80V212L78 213V211H77L76 212L77 215L75 213L73 214L74 207H72V206L69 207L67 205ZM86 203H87V205H86ZM190 203H192V204H190ZM226 203H227V201H226ZM46 204L50 205V206L48 207V206H46ZM57 204L58 205L61 204V205L57 206ZM103 204L105 206L108 204L107 205L108 208H106V210H104V211H101V207H102L101 205H103ZM168 204H171V205L174 204L172 206L175 207V208L177 207V205L179 207L183 206V208H180L178 210V212H176L175 215L177 217L175 215L171 214V213L172 212L174 213V211H176V209L178 207L175 210H172L174 208H170L171 205H168ZM235 204L238 205V210L235 208L236 207ZM249 204H251L252 207H249ZM252 204H254V205H252ZM85 205H86V207H88V209H84ZM120 205L122 206V210L123 209L126 210L128 208L127 206L131 207L133 205L135 207L134 210L137 209V208L138 209L140 208L139 210H142V212L147 211L148 215L146 216L145 213L141 212L142 214H140V215H141V217L143 216V219H141L140 215L138 214L139 210H137L138 212L133 210L132 212L130 211L132 214H130V212H129V215H130L131 218L128 219V221H127V219H123V218L126 215H128V214H123V215H125V216H123V215H121V213L122 212L123 213L124 212H128V211L127 210L126 211L123 210L121 212ZM124 205L127 208H124ZM157 205L159 207H161L160 208L161 212L159 213V215H157L158 213L156 214V212H155L156 210H157V212H159V208H158ZM56 206L58 208H56ZM149 206L152 208V210L155 209V211L150 210L151 208H149ZM193 206H195V207H193ZM206 206H207V208H206ZM69 208H71V209L73 208V210H71ZM210 208L212 210H214V211L216 210V211L214 213L212 212L213 213L212 214L211 213L212 210ZM49 209L52 210L51 212H53V214L54 213L55 214L51 215L52 214L51 212L49 213L50 215L47 214L49 212ZM76 209H75V211H76ZM132 209L133 208L131 207L130 210H132ZM162 209H164V210H162ZM245 209H248L249 212L248 213H247V211L245 212L244 211ZM70 210H71L72 213L70 212ZM168 210H169L170 215H168L169 214ZM163 211L165 213H168V214H165ZM203 211H204L205 215L201 214ZM205 212L209 213L208 215L212 214V218H210V216H207V213H205ZM153 213L156 214V217L153 215V217L150 218L149 216H151V214H153ZM199 213H200V215L197 216ZM253 214H254V216H252ZM258 214H256V215H258ZM47 215H48V217H46ZM144 215H145V217H144ZM171 215L175 216L177 218V220H175V218H173V219L171 218L170 219ZM52 216H55L54 218L57 219V220L52 219L53 218ZM75 216L76 217L79 216L80 220L78 218H76ZM121 216L123 218H121ZM159 216L161 218L162 217H165V218L164 219L162 218V220L159 221L161 219V218L158 219ZM186 216H187V218H186ZM189 216L191 218H189ZM127 217H129V216H127ZM147 217H149V218H147ZM179 217L180 218L184 217L183 218L184 223L185 224L188 223L189 226L194 225V223H195L196 224V228H195V225H194L195 229L191 228L192 226L189 227V226L185 225V227L187 226V230H188L187 231L185 227H182L184 225L183 221H181V223H180L181 225L179 224L180 220H182ZM197 217H200L199 219H200V223H201V224L198 223V225H203L204 224V226L207 227V228L201 226V229L200 228L198 229L199 226H197L196 222H199V220L197 219ZM205 217H209L211 219L212 223H211V221L208 223V221H209L208 219L209 218L206 219L207 221L204 220ZM47 218H49V220H50L48 225L51 224L52 226H47V227L45 226V223L48 220ZM115 218H116V220L118 222L115 221ZM185 218L187 220H185ZM156 219L158 220L159 223L161 222L160 224L163 225L162 228L164 227L160 231L154 230L152 225H151L152 223H154V221L157 222ZM168 219L170 221V225H173L172 223H174V222L176 223L177 222L176 225L177 226L179 225V227L174 228L173 226H170L168 224V222H169ZM195 219H197V221H195ZM75 220L77 221L76 223H80L79 221L83 220V222L81 221V224H77L78 226L80 225L79 227L77 226L78 228L73 225L74 222L72 223V221H75ZM120 220L122 222H120ZM226 220L230 221V223L232 225L234 223L235 225H233L232 228L235 227V229L231 230L230 228H228L229 229L228 230L226 227H224L225 224H226V223H224V221H226ZM263 222H261V223H263ZM114 223H116L117 225H115ZM213 223H214V225L216 224L215 225L216 227L218 225V227H220V228H216V227L213 228V226H214V225H212ZM54 224H57L58 226L60 225V227L64 230V232L62 234L60 233L59 235H57L58 231H57L56 228H58V227L54 226ZM113 224H114V226H113ZM118 224H119V228L120 229H117L115 227V226L118 227ZM120 224H121V226H120ZM81 226H83V227L81 228ZM84 226L85 227H87V226L90 227L91 226L93 230H91V227L88 229V227L84 228ZM39 227H40L41 230L39 229ZM113 227H114V231H113ZM188 227L191 228V229H189ZM50 228H52V229H50ZM181 228H183V231H182ZM184 228H185V231H184ZM53 229L54 230L56 229L55 230V232H56L55 235H54L55 232L53 231ZM86 229L89 230V232H87ZM111 229H112V233L110 234L109 231ZM176 229L179 230V231H177V233H175L176 231H174ZM225 229H227V230L225 231ZM39 230L42 233L40 235H39V233H40ZM200 230H202V231H200ZM210 230L213 231V232H210ZM44 231L47 232V233L45 234ZM230 231H233V232H230ZM103 232L105 233L104 236H106L108 233H109L108 235L109 236L111 235V236L108 237V235H107L106 238H105L102 235V234H104ZM190 233H192V234H190ZM246 233H249V235L246 234ZM6 234L8 235V237H7ZM125 234H128V235H125ZM173 234L175 235L174 237H173ZM220 234H222V236ZM245 234H246V236H244V237H247V235L249 236V237H247V241H248V242H246L247 244H244V243L240 242V240L243 239V235H245ZM37 235H39L38 239H41L39 241V243L42 241L40 243L41 245L38 243L39 244V245L37 244L38 246H34V245H36V244H34L30 248H28V250H27L28 252L25 253V255H27V256H25V258L23 260H22V257L17 256L15 251L14 252L12 251V250H14V248H12L14 240L16 241L19 238V240H25V241H28V242L30 241L31 242L34 239L33 237L34 236L37 237ZM52 235H54V236H52ZM124 236H125V238H124ZM169 236H171V237L169 238ZM191 236H193L194 238H198L199 240L198 239L197 240H198L199 243H197V240L195 241L194 238L191 237ZM13 237H14V239H13ZM47 237H49V239ZM128 238H130L131 240H134V241H132L133 245L132 246L130 245L131 248L129 250H128V247H130V246H128V244L131 243L130 242L131 240L129 239L130 241H128V243H125V240H128ZM238 238H240V240ZM227 239H228V241H226ZM229 239L230 240L232 239V241H234L233 243L235 245L231 244ZM175 241L173 242L174 244L176 243ZM181 243L179 245L175 244L176 246L175 245L173 246L174 247V251L170 252L171 254H169V253L167 254V257L165 258V260H167L170 264L171 263L172 264H179V263L176 262V260H175L176 256H174V254H176V252H180L184 247H186L185 245H182ZM5 244H7V245H5ZM84 245L86 246L85 249L91 248L89 252L87 251L88 253L86 251H84L85 250L84 249ZM180 245H182V246H180ZM40 246H42V249H43L42 252L38 251L39 248H41ZM251 246L254 248V250L251 248ZM7 247L9 249L11 248L12 250L5 249ZM37 247H39V248L37 249ZM56 247H57V249H56ZM64 247H66L67 249L71 250V251L69 250V252H68L69 254H67L68 250L66 248H64ZM236 247L239 249V251L237 250ZM210 249H212V251ZM234 249H235L236 253H234ZM242 250H243V252H242ZM130 251H133L132 253H134V254L130 253ZM97 252L99 254H97ZM241 252H242V254H241ZM41 253L44 256L46 255V257L48 256L49 259H52V260L50 261L48 259V257L45 258L44 256H41V257H44V259L46 260V263H44L43 262L44 260H42L43 258L40 259L41 258L40 257ZM100 253H101V255H100ZM245 253H246V256H243ZM71 254H72V257L75 254L77 256V258L73 257V259H68V258L71 257L70 256ZM247 254H249V256ZM61 255H63V256H61ZM64 255H66L65 256L66 258L64 257ZM98 255H99V258H98ZM101 256H102V258H101ZM18 257L21 258L20 261L18 260L19 259ZM60 257L61 258L63 257V258L60 259ZM90 257H91V255H90ZM94 257H93V259H91V258L90 259L95 261ZM74 258H76V259L74 260ZM79 258H81V259L79 260ZM162 258L163 257L160 256L159 258H156V261L153 258H151V259L154 260V263L157 262V264H160V263H162ZM53 259L55 261H53ZM239 259L240 260H242V259L244 260L245 259V260L244 261L243 260L242 261H238ZM48 260L50 261V263L47 262ZM58 261H60L61 263L58 262ZM84 261L88 262L89 260L83 258V262ZM115 261H117L118 263L115 262ZM121 261H122V263H121ZM124 261H125V263H124ZM85 262H84V264H85ZM88 263L89 264H95L93 262H91V263L88 262ZM88 263H86V264H88ZM186 263H184V264H186ZM81 264H83V263H81Z\"/></svg>", "mask_w": 264, "mask_h": 264}, {"label": "bare ground", "instance_id": "2", "mask_svg": "<svg viewBox=\"0 0 264 264\" xmlns=\"http://www.w3.org/2000/svg\"><path fill=\"white\" fill-rule=\"evenodd\" d=\"M7 1V0H6ZM10 0H8V2H9ZM23 1H26V2H24V3H28V1L29 0H23ZM34 1V0H33ZM53 1H57V0H53ZM61 2H59V3H62V5H63V2H62V0H60ZM71 1H73V0H71ZM79 1V0H78ZM83 2L82 3H84V1L85 0H82ZM102 1V0H101ZM119 1V0H118ZM118 1H115V2H118ZM126 1V0H125ZM124 1V2H125ZM132 1V2H131ZM131 1H129L130 3H131V6H133L132 5V3L134 2L133 0H131ZM144 1V2H143ZM142 2L143 3H145L146 4V0H143ZM161 1V0H160ZM167 1H170V0H162V2L161 3H158L159 2V0L156 2V0H155V3H153L154 2V0H152V1H150V0H147V2L149 3V2H152V4L153 5H155L154 7L156 8L157 6L158 7H163L162 9H164L163 10V12L165 13V12H171V7L172 6H174L173 7V9H172V11L174 10V11H178V8L181 10V11H179L177 14L179 15H177V14H175V13H173V15L172 14H170V15H172L173 17H174V15L175 16H178V17H171L170 15H168V13H166L165 14V18H164V20H165V22L163 23L164 25L163 26H165L166 27V25H167V23H168V21L170 20H167V17L168 16H170V17H168V18H172L171 20H173V19H175L174 20V23H175V21H176V19H177V22H178V20H179V24L178 25H180V23L182 24L181 26H183V23L185 22L186 23V26H190L189 24H191V25H193V23L195 22L196 23V21H194L195 20V18H194V20H192V22H190L191 20V18H192V16H193V14L194 13H196V12H194L193 13V11L194 10H196L195 8H196V6H197V2H198V0H185L184 1V4H186L187 6H188V8H186V9H188L189 11H187V12H190V14H192L191 15V17L189 16L190 14L189 13H187V12H185V11H183L182 9H181V7H180V4H178L177 2H176V4H174L173 5V1H172V6L170 5V3L168 2V3H166ZM177 1V0H176ZM262 2H263V6H264V0H261ZM1 2V1H0ZM7 2V3H8ZM31 2H32V0H31ZM31 2L30 3H28V4H30V8H31ZM35 2L37 3V7H39V8H37L36 7V5H35V3L33 4L34 6H32V7H34V8H37V9H39V10H37V11H42L43 9L42 8H44V5H48V7L47 8H49V3L51 2V0L49 1L48 0V4H46L47 3V0H40V1H36L35 0ZM58 2V1H57ZM56 2V3H57ZM65 2V5H64V10L62 9V7H59L60 9H58V13H57V18H59V19H61L62 21H61V24L60 25H58L59 26V30H62V31H64V32H68V30H71V31H73V34H72V36H70V40H69V43L71 44V42H73L72 40L73 39H75L76 37H78V33H79V31L80 30H82V31H84L85 32V34L86 35H90V31H89V26H88V22L86 23V21H87V18H88V15L90 14V12H89V14L87 15V18L83 15V9H84V5H81V3H80V5H79V2H75V3H73L72 5L70 4V6L69 5H67L66 6V2L67 1H64ZM86 2V1H85ZM119 2H121V1H119ZM118 2V3H119ZM128 1H127V3H126V5L128 6L130 3H129ZM206 2V1H205ZM252 2H254V6H258L259 4L257 3V5H256V3H255V1L254 0H252ZM15 3H16V1H10V3L9 4H11V5H15ZM19 3H21V2H19V0H18V4ZM33 3V2H32ZM76 3H78V4H76ZM87 4H89L88 2H86ZM122 4V6H123V2H121ZM137 3V2H136ZM147 3V4H148ZM157 3H158V5H157ZM168 4L167 6H169V10L168 11H165V9L167 8V6H166V4ZM175 3V2H174ZM207 3V2H206ZM205 3V4H206ZM210 3V2H209ZM250 3V2H249ZM69 4V3H68ZM134 4V3H133ZM140 4V3H139ZM138 4V5H139ZM145 4L142 6V4H140L139 6H140V8L141 7H143V8H145L146 6H145ZM150 4V3H149ZM151 4V6H152V8H154L153 7V5ZM163 4V5H162ZM23 4L21 3V5L19 4V6H22ZM56 5H58V4H56ZM90 5V4H89ZM119 5H120V3H119ZM125 5V6H126ZM157 5V6H156ZM159 5H161V6H159ZM164 5H165V8H164ZM208 5V4H207ZM59 6V5H58ZM58 6H56L57 8H58ZM61 6V5H60ZM69 6V8H68V12H74V13H77V12H79L78 10L79 9H81L80 11H81V15L83 16V17H85L84 18V22L86 23L84 26H83V28L81 27L82 25H81V23H80V21H76V22H71V21H69V20H63V18H64V12H66L67 13V10H66V7H68ZM150 6V5H149ZM175 6L177 7L178 6V8H175ZM182 6V5H181ZM250 6H251V4H250ZM260 6V5H259ZM12 7V6H11ZM51 7V6H50ZM129 7V6H128ZM138 7V6H137ZM157 7V9H159ZM200 7V6H199ZM207 7V6H206ZM16 8V7H15ZM123 9H124V6L122 7ZM134 8H136V5L135 6H133L132 7V9H134ZM151 8V9H152ZM155 8L153 9V12L154 11H157V10H155ZM175 8V9H174ZM184 8V7H183ZM256 7H254L253 9H255ZM17 9H18V7H17ZM45 9V8H44ZM49 9H51V8H49ZM123 9H122V11H123ZM146 9V8H145ZM149 9V8H148ZM161 9V10H162ZM201 9V8H200ZM207 9L209 10L208 12H207ZM207 9H206V12L208 13V17H212V19L210 18V22L212 23V27H211V31H212V33H211V31H210V33H211V35L213 34V33H215V34H217V36H221V37H223L224 39H226V43L227 44H231V47H234V45H235V51H234V53H233V55H234V58L235 59H237V61L238 62H243V61H246V63H248V64H250V66H252V68L255 66V67H257V66H259V70H261V72L263 73V75L262 76H264V19L262 18V16H260V14H263L264 13V10H263V7H258V8H256L255 10H262L263 12L262 13H260L259 14V12L261 11H258V12H252V11H250L249 9H248V7L246 6V0H212L211 1V4L209 5V7H207ZM251 9V8H250ZM252 9V10H253ZM20 12H19V15H16V16H18V23L19 22H21V20H20V17H21V15H20V13L23 11L22 9H18ZM36 10V9H35ZM34 9L31 11V14H32V16H35L34 15V12L33 11H35ZM47 10V12H48V9H46ZM87 10H89V9H87ZM43 11H45V10H43ZM64 11V12H63ZM122 11H120V12H122ZM160 11V10H159ZM173 11V12H174ZM198 11L200 12V10L198 9ZM46 12V11H45ZM44 12V13H45ZM46 12V13H47ZM51 12V11H50ZM49 12V13H50ZM94 12V11H93ZM150 12H152V10L150 11ZM149 12V15L151 14L152 15V13H150ZM162 12V13H163ZM184 14V12H185V14H186V16H188V17H185V18H187V20H185L184 22L182 21V20H184L185 18H181L180 17V14H181V16L183 15L182 13ZM197 13V15L198 14H200V13ZM209 12H211V13H215V15H217L218 16V14H220V16H219V19H221V16L222 17H224L223 18V20L221 19V20H218V21H216L215 20V18H217L216 16L214 17L213 15L212 16H210L211 14H209ZM27 12H25V14L22 12L21 14H24L25 16H29L28 14H26ZM44 13H42V15H44ZM65 13V14H66ZM157 12H155V14H156ZM161 13V14H162ZM164 13L162 14V16L164 17ZM172 13V12H171ZM35 14L37 15L38 13L37 12H35ZM48 14V13H47ZM51 14H52V12H51ZM154 14V15H155ZM160 14V15H161ZM184 14V15H185ZM189 14V15H188ZM10 15V14H9ZM9 15H8V17H9ZM24 15H22L23 16V18L25 19V16ZM40 15V14H39ZM91 15V14H90ZM137 15V14H136ZM135 15V16H136ZM153 15V16H154ZM166 15H167V17H166ZM205 15H206V13H205ZM82 16H80L81 18H83ZM162 16H159V18L161 19V18H163ZM200 16V15H199ZM206 16V19L208 18ZM10 17H12V16H10ZM13 17H14V15H13ZM40 17H43V16H39V18ZM91 17H92V15H91ZM134 17V16H133ZM132 17V18H133ZM138 17H141V16H137V18ZM205 17V16H204ZM22 17H21V19H23ZM122 18H124L123 16H122ZM135 18V17H134ZM142 18V17H141ZM137 19V20H139V22H141L142 21V19ZM152 19H153V21H154V19L155 20H158L157 19V15H156V17L154 16V18L153 17H151ZM150 18V19H151ZM214 18V19H213ZM17 19V18H16ZM118 19V18H117ZM131 19V18H130ZM130 19L128 20V22L130 21ZM181 19V20H180ZM189 19V20H188ZM206 19H204V20H206ZM20 20V21H19ZM79 20H80V18H79ZM89 20H90V18H89ZM134 19H132V21H133ZM163 20V19H162ZM163 20V21H164ZM17 21V20H16ZM38 21L39 20H37V17L36 18H31V20H30V18L29 19H27L26 20V22H25V25H26V27L27 28H34V29H37V28H39V26L41 25L45 30L50 26V23H51V18H49L48 16L47 17H43L42 19H41V22L39 23V26H37L38 25ZM120 21L121 20H119V23H117V26H119L120 25ZM144 21V20H143ZM142 21V22H143ZM153 21H151V22H153ZM159 21V20H158ZM166 21H167V23H166ZM187 21V22H186ZM194 21V22H193ZM203 21V20H202ZM22 22H23V20H22ZM23 22V23H24ZM124 23L126 22V21H123ZM128 22H126L127 23V25H128ZM141 22V23H142ZM145 22V21H144ZM150 21H148V23H149ZM171 22V21H170ZM170 22L168 23V25L167 26H171V25H175V24H173V23H171L170 24ZM183 22V23H182ZM189 22V23H188ZM23 23H19L20 25H22V27H23ZM131 23V22H130ZM129 23V24H130ZM147 23V24H148ZM161 23V22H160ZM185 23H184V25H185ZM187 23H188V25H187ZM194 23V24H195ZM198 24L197 25H194V26H199V22H197ZM206 23H208L207 21L205 22V24ZM121 24H123V23H121ZM143 24V23H142ZM151 24V23H150ZM150 24H148L149 25V27H150ZM155 24V23H154ZM201 24L202 23H200V26L199 27H201ZM204 24V23H203ZM204 24V25H205ZM209 24V23H208ZM231 24H233V26H231ZM53 25V24H52ZM57 24H55V26H56ZM92 25V24H91ZM124 25V24H123ZM131 26H132V24H130ZM177 25V26H178ZM58 26H56L57 28H58ZM129 26V25H128ZM131 26H129V28L131 27ZM139 26V25H138ZM156 26V25H155ZM163 26L161 27V28H163ZM173 26H171L172 28H173ZM176 26V25H175ZM175 26H174V29H172V32H174L175 31V29L177 28L178 29V27H180L181 29H183V31L185 30L186 31V29H187V27H184V28H182L181 26H178V27H176L175 28ZM194 26H191V27H189L188 29L189 30H193L194 28ZM208 25L206 24V26H205V28L207 27ZM170 27V28H171ZM199 27H198V29H199ZM25 28V27H24ZM82 28V29H81ZM121 28H123V27H121ZM121 28L119 29V31H117V32H119V35H120V30H121ZM129 28H128V30L127 31H130V30H132V28L133 27H131L130 28V30H129ZM157 28V27H156ZM160 27H158V30L156 31V29H155V32H151V30L153 31V28H152V25H151V30H150V32H149V34L150 33H152V35H153V33H155L156 35L157 34H159V33H161L160 35H162V34H164L165 33V31L164 32H162L161 31V29H159ZM179 28V31L181 30ZM191 28V29H190ZM208 28H209V26H208ZM207 28V29H208ZM213 28V29H212ZM40 29V28H39ZM43 29V30H44ZM55 29V28H54ZM126 29H127V27H126ZM134 29V28H133ZM164 29H166V28H164ZM176 29V30H177ZM195 29H196V27H195ZM194 29V30H195ZM202 29H204V28H200V30H202ZM25 30V29H24ZM26 30H28V29H26ZM33 30V29H32ZM42 30V29H41ZM42 30V31H43ZM50 30V29H49ZM49 30H46V31H49ZM58 30V29H57ZM118 30V29H117ZM123 30V29H122ZM168 29H166V31H167ZM197 30V29H196ZM209 30V29H208ZM46 31L44 32L43 31V35H44V38H45V35L46 34H50V32H48V33H46ZM178 31V30H177ZM182 31V30H181ZM178 32V33H183L184 35H185V32ZM198 31V30H197ZM197 31H194V32H192V31H189V33L191 34L190 36H192L193 34L192 33H194V35L195 34H197L195 37H197L198 36V33L200 32V31H198V33H197ZM5 31H3V33H4ZM26 32H29V30L28 31H26ZM55 32V31H54ZM58 32V31H57ZM60 32V31H59ZM121 32H123V31H121ZM156 32H158V33H156ZM170 32V31H169ZM172 32H170L171 34H170V36H169V33H165L166 34V36L168 37L167 39H169V40H171V41H173L174 39H175V34H176V31L174 32V34L172 33ZM196 32V33H195ZM205 32H206V30H205ZM1 34L0 36H2V35H4V34ZM46 33V34H45ZM52 33V32H51ZM63 33V32H62ZM61 33V34H62ZM99 33V32H98ZM103 33V32H102ZM140 33V32H139ZM177 33V34H178ZM201 33H202V31H201ZM208 33V32H207ZM100 34H101V32H100ZM122 34V33H121ZM168 34V35H167ZM176 34V35H177ZM182 34V35H183ZM8 35V34H7ZM6 35V37H8ZM54 35V34H53ZM53 35H49V37L48 38H45V43L46 44H48V45H50L51 46V43H53L56 39V37H55V35H58V34H55L54 36ZM102 35V34H101ZM119 35H115V36H119ZM134 35V34H133ZM147 35V34H146ZM151 35V34H150ZM181 35V36H182ZM183 35V36H184ZM193 35V36H194ZM214 35V34H213ZM212 35V36H213ZM11 36V35H10ZM15 34H14V37H11V38H15ZM114 36V37H115ZM148 36V35H147ZM146 36V37H147ZM158 36V35H157ZM157 36H153L152 38H154V39H156V41H157ZM165 35H162V37L164 38V41L166 42V40H165V38L166 37H164ZM172 36H174V38H171ZM187 36H188V33H187ZM190 36H189V38H190ZM4 37L5 36H2V38L0 37V42H2L3 40H4ZM6 37H5V40H8V38L6 39ZM17 37V36H16ZM19 37V36H18ZM59 37H62V36H59ZM98 37V36H97ZM99 37H101V36H99ZM103 37V36H102ZM114 37L113 38H111V39H114ZM120 37V36H119ZM159 38H158V42H161V40H162V38H160V36H158ZM177 37V36H176ZM195 37H191V38H194L195 39ZM21 37H19V39H20ZM43 38V39H44ZM58 38V37H57ZM89 39H91V36H89L88 37ZM92 38H94V37H92ZM116 38V37H115ZM118 38V37H117ZM123 38V37H122ZM122 38H119V39H121L122 40ZM171 38V39H170ZM188 38V37H187ZM198 38H200L201 40H199ZM212 38L213 37H211V36H205V38L204 39H202V37H200V34H199V36L196 38L197 39V41L199 40V41H201V45L202 46H200V48H199V46H197L198 44L200 45V43H198L197 45H196V47H197V50H196V47L195 46H193V49H194V47H195V50H193V49H191L190 51L192 52H190L189 54H190V56L192 55V56H195L196 55V57L199 55V52L201 53V57L200 58H202V56H203V52H204V50H203V48H206L205 50H207V49H209V52L207 53V56H208V54L210 55V54H214V56L213 55H211V56H209V57H211V59L209 58V57H205L206 55H204L203 56V58L202 59H204V57H205V60H203V63H202V61L201 60H199L200 62H199V64H197V66L198 65H200L203 69H206V68H208V67H206V66H204V65H206V64H208L209 65V62L211 63V62H213L212 60H214V58H215V61H216V59L217 60H219L220 58V60H222V59H225L226 57H227V53H226V51H228V50H226V46H225V49L224 48H221V47H219V44H216L217 43V41H218V39L220 38V37H218V39H216L215 41H213L212 40ZM222 38V39H223ZM10 39V38H9ZM13 39H10V41L12 40V41H14ZM94 39H96V38H94ZM97 39H99V38H97ZM103 39V38H102ZM110 39V38H109ZM108 39V40H109ZM149 39H151V37L149 38ZM154 39H151V42H152V40L153 41H155ZM159 39H161V40H159ZM185 39H186V37H185ZM93 40V39H92ZM118 40V39H117ZM116 40V41H117ZM137 40V39H136ZM144 40V39H143ZM184 40V39H183ZM203 40V41H202ZM9 41V40H8ZM10 41H9V43H10ZM15 41H17V40H15ZM14 41V42H15ZM98 41H100V39L98 40ZM104 41L105 40H103V42L102 43H104ZM107 41V40H106ZM111 42H113L112 40H110ZM109 41V42H110ZM119 41V40H118ZM132 40H130V42H131ZM149 41V40H148ZM148 41H146V44H147V42ZM176 41V43H178L179 45H180V41H177L176 39L173 41V42H175ZM190 41H193V39L191 40L190 39ZM198 41V42H199ZM229 43H228V42ZM124 42H125V39H124ZM133 42H136V46L138 47L139 45H137V43H140L139 42V40L138 41H132L131 43L133 44ZM151 42H149L150 44H151ZM164 42V43H165ZM202 42H204V43H202ZM218 42H220V41H218ZM224 42V43H225ZM43 43V42H42ZM101 43V44H102ZM106 43V42H105ZM104 43V44H105ZM153 44L155 43V42H152ZM157 43V42H156ZM162 44H163V42H161ZM160 43V44H161ZM166 43H169V42H166ZM17 44V43H16ZM20 46H19V48L21 47V44L20 43H18ZM132 44H131V46H132ZM145 44V43H144ZM145 44V45H146ZM153 44H151L152 46H150V48H153ZM159 44V45H160ZM171 44V43H170ZM205 46H204V45ZM55 45V44H54ZM127 45H128V43H127ZM134 45H135V43H134ZM158 45V44H157ZM158 45V46H159ZM17 46V48H18V45H16ZM44 46H46V47H44ZM44 46H42V48L41 49H37V47H31V48H35L36 50H35V53H36V51H38L39 53H48V52H46V50L48 49V47H49V51L51 50V47L50 46H47V45H44ZM130 46V45H129ZM155 46H156V44H155ZM154 46V47H155ZM167 46V44H164V48L163 49H166L165 47ZM169 46V45H168ZM183 46V43L180 45V47H182ZM204 46V47H203ZM24 47H26V46H24ZM18 48L19 50H18V55H14L13 56V58H15L16 57V60L18 59L19 60V63L20 64H18V62H16V61H13L11 64H9L10 65V69H12V70H16L18 67H22L24 70H30V68H31V70L32 69H36L37 71H38V73L37 74H39V73H41L43 70H44V60H41L40 62H42L43 61V65H37L36 67H34V65H32L31 64V60H32V58L31 57H33L34 58V56H32V52H31V50H33V49H29V48ZM137 47H135V48H137ZM146 47H148V44L146 45ZM162 47H163V45H162ZM162 47L161 46H159V48H161L162 49ZM53 48V47H52ZM170 47H168V51L170 50L169 49ZM183 48H185V47H183ZM199 48V49H198ZM29 50V51H26V50ZM132 49H134V47L132 46ZM140 49V48H139ZM163 49H162V51H163ZM181 49V48H180ZM135 50V49H134ZM148 50V49H147ZM146 50V52L148 53V51ZM155 50V49H154ZM183 50V49H182ZM195 52H193V51ZM199 50V52L196 54V52ZM212 50V51H211ZM73 51V52H72ZM72 51H69V49H68V53L70 52V54H71V52H72V54L74 55V52L75 51H78L77 49L75 50L74 48H73V50ZM135 51H137V49L135 50ZM141 50H139V52H140ZM179 51V50H178ZM213 52V53H211V52ZM138 51L136 52V53H139ZM142 52V51H141ZM140 52V53H141ZM164 52V51H163ZM167 52V51H166ZM7 53V52H6ZM150 53V52H149ZM161 53V52H160ZM165 53V52H164ZM72 54L71 55H69L70 57L72 56ZM76 54H77V52H76ZM78 54H82V51L81 50H79L78 51ZM77 54V55H78ZM142 54L143 53H141V60L143 61V58L146 56V55H143L144 57H142ZM154 54V53H153ZM186 54V53H185ZM194 54V55H193ZM204 54H205V52H204ZM34 55V54H33ZM109 55V54H108ZM107 55V56H108ZM115 55H117V54H114L113 56H115ZM119 55V56H118ZM117 56L118 57H121V54H118ZM123 56H124V53L122 54ZM128 55V54H127ZM131 55H133V54H131ZM136 55V57L138 56L137 54H135ZM17 56H18V58H17ZM38 56V55H37ZM76 55H74L71 59V61L70 62H73V58L75 57ZM100 56H102L101 55V53H100ZM100 56H99V58H100ZM112 56V55H111ZM117 56H115V57H117ZM134 56V55H133ZM190 56H188V58L190 57ZM191 56V57H192ZM216 56H217V58H216ZM76 57H78V59L81 57V56H76ZM91 57V56H90ZM90 57H86V58H88L90 61H92L94 58H90ZM117 57V58H118ZM127 57V59H129L130 60V56H129V58H128V56H124V58H126ZM199 57V56H198ZM197 57V58H198ZM218 57H219V59H218ZM8 58V57H7ZM10 58V57H9ZM86 58H85V61H88V60H86ZM105 58H109V57H105ZM139 58V57H138ZM146 58L147 59H150V57H149V55H148V57L146 56ZM146 58H144V61L146 62ZM193 58V60H195V61H198V59L197 58H195L194 59V57H192ZM191 58V59H192ZM209 58V59H208ZM36 59V58H35ZM34 59V60H35ZM42 59V58H41ZM76 59L77 58H75L74 60L76 61ZM80 59H82V58H80ZM84 59V58H83ZM190 58H189V60H190V62L191 61H193V60H191ZM12 60V59H11ZM39 60V59H38ZM132 60H134V57H131V61ZM186 60V59H185ZM7 60H5V62H6ZM9 61V60H8ZM80 61V60H79ZM121 61H123V58L121 59ZM125 61V60H124ZM123 61V62H124ZM127 61L128 60H126L125 62L127 63ZM205 61H206V64H205ZM77 62V61H76ZM81 62H82V60H81ZM129 62V61H128ZM147 65L149 64V62H151V61H149V60H147ZM189 62V61H188ZM187 62V63H188ZM208 62V63H207ZM228 62V61H227ZM7 63V62H6ZM89 63V62H88ZM130 63V62H129ZM152 63V62H151ZM186 61H185V63H183V66H184V64H185V66H186ZM256 63L258 64L257 66H256ZM8 64V63H7ZM34 64V63H33ZM66 64H70V63H66ZM76 64V63H75ZM82 64V63H81ZM84 64V63H83ZM160 64V63H159ZM165 65H166V63H164ZM191 64H195V63H193V62H191ZM191 64L189 65L188 64V66H191ZM203 64V65H202ZM248 64H245L246 65V68H243V69H245V70H241L242 69V67H241V69L240 68H233V70L231 71V70H229V69H227L228 71H225L224 72V70H223V74L221 73V77L222 76H224V77H227V76H230L231 78H234L236 81H237V84L241 87V82H243V81H240L241 79V77H246V76H250V75H248L249 73H248V71H246V69H248L247 68V65ZM252 64H255V65H252ZM46 65V64H45ZM156 65H157V62H156ZM162 64H160V66H161ZM0 66L2 67V66H4V61L3 60H0ZM8 66V65H7ZM69 66H72L71 64L69 65ZM81 66V65H80ZM153 66V65H152ZM168 66V65H167ZM172 66V65H171ZM177 66H179V65H177ZM204 66V67H203ZM249 66V67H250ZM32 67H34V68H32ZM163 67H164V65H163ZM162 66H161V68H160V72L162 71L164 74H167L168 72H166L165 71V69L163 68ZM173 67H175L176 68V66H173ZM199 67V66H198ZM201 67H199L198 69L200 70L201 69V71H205V73H207V71L206 70H208V69H206V70H202V68ZM206 67V68H205ZM239 67V66H238ZM3 68V67H2ZM6 67L4 66V69H5ZM80 70H82L81 72L79 71V69H78V74L79 75H81V76H83L84 74H85V76H86V74L89 72V73H91L90 71H88L87 73H84V72H86V69L87 68H82V66L81 67H78ZM82 68V69H81ZM150 68V67H149ZM152 68V67H151ZM156 69H157V67H155ZM154 68V69H155ZM158 68V69H159ZM180 68H182L181 66H179V70H180ZM7 69V68H6ZM85 69V70H84ZM157 69V70H158ZM163 69H164V71H163ZM168 70H169V68H167ZM171 69H172V67H171ZM191 69V68H190ZM196 69V68H195ZM235 69V70H234ZM251 69V68H250ZM35 70V71H36ZM173 71L175 70L176 71V69H172ZM197 71L196 73V75H198V77H200L199 76V73L201 72V71ZM221 70V69H220ZM159 71V70H158ZM173 71H171V74L173 73ZM175 71H174V73L173 74H175ZM178 71V70H177ZM176 71V72H177ZM191 71V70H190ZM194 72H195V70H193ZM250 71V70H249ZM83 72V73H82ZM209 72L210 71H208V75H210L209 74ZM216 72V71H215ZM221 72V71H220ZM220 72H219V70L214 74V73H211L212 75L214 74V75H217V74H220ZM140 73V72H139ZM142 73V72H141ZM163 73H161V74H163ZM190 73H192V72H190ZM251 73V72H250ZM97 74V73H96ZM171 74H169V75H171ZM40 75V74H39ZM39 75H38V77H39ZM91 75H93V76H95V74L93 73H91ZM90 75V76H91ZM124 75V74H123ZM192 75H193V73H192ZM191 75V76H192ZM195 75V76H196ZM206 75V74H205ZM212 75H210V76H208V78H211V79H215V84H217L216 86H218V90H220L219 92L220 93H222L221 91H223L221 88H220V86L221 87H223V85H222V83H221V85L220 84H218V83H220V79H222V78H220L219 76L220 75H218L217 77L216 76H213V77H211ZM77 76V75H76ZM88 77H90L89 75H87ZM257 76L258 75H255V78L257 79ZM259 76H261V73H260V75ZM176 77V76H175ZM197 77V76H196ZM196 77L193 79V80H195L196 79ZM197 77V78H198ZM205 77V76H204ZM41 78V77H40ZM40 78H38L39 80H40ZM91 78H96L97 79V77H92L91 76ZM110 80H111V77H108ZM140 78V77H139ZM145 78H146V76H145ZM218 78V79H217ZM220 78V79H219ZM261 78V77H260ZM259 78V79H260ZM264 78V77H263ZM263 78H261V81L263 80ZM81 79V78H80ZM168 79V78H167ZM184 79H185V77H184ZM200 79V78H199ZM211 79H209L210 80V82H212L211 81ZM38 80V81H39ZM62 80H64V78L63 77H60L59 78V80L58 81H51L52 82V84L53 85H56V88H53L52 87V85L51 86H48V87H42V85H40V81L39 82H36V80H33L32 82L31 81H29L28 82V80L27 81H22V86H23V89H25L26 91H30V92H32V94L34 95V96H31V97H34L33 99L34 100H36L37 102H39V103H41V104H47L48 105V107L50 108V106H51V108L52 109H56V108H58L57 106L55 107V105H56V103H55V105L53 104L55 101L54 100H50L48 97H49V94H51V92H57V93H61V94H63V95H65V96H67L68 98H66V100L64 99V100H62V102H63V104L65 105V108H71V111L73 110V108L74 107H72V101H73V99H74V101H77V99L79 98H77V99H75L76 97L74 96V94H72V93H70V88L71 87H69L68 88V86H66V85H68V84H64L63 85V83H61V82H63ZM69 79H67L65 82L67 83V81H68ZM71 80H72V78H71ZM186 80V79H185ZM188 80V79H187ZM192 80V81H193ZM197 80V79H196ZM258 80V79H257ZM120 81V80H119ZM168 81V80H167ZM36 82V83H35ZM100 82H102V81H100ZM165 82H166V80H165ZM180 82V81H179ZM208 80L206 81H204L203 83L200 81V85H201V83H202V87H199L200 88V92H198L197 91V93L196 94H198V93H201V91H203L202 89H205V91H206V89L207 88H209V89H211L210 87H212V85L209 87V85H208ZM218 82V83H217ZM259 81H257V86L256 87H254L253 89H251V90H248V89H245L244 90V86L242 87L243 88V90H242V92L244 93L246 90H248L247 92H248V94L250 93V95H253L254 93L255 94H259V95H263L264 96V83L262 82V84L260 83H258ZM82 83V82H81ZM99 83V82H98ZM103 83V82H102ZM240 83V84H239ZM104 85L106 84H108V85H110L109 84V81L107 82V81H105L104 80V83H103ZM102 84V85H103ZM130 84V83H129ZM167 84H169V83H167ZM193 84V83H192ZM195 84V83H194ZM3 84H1L0 85V87L2 88H7L8 89V86L7 87H4L5 85H3ZM101 85V84H100ZM103 85V89L106 87L108 90H109V88H110V86H104ZM121 85V84H120ZM140 85H142V84H140ZM199 84H197V86H198ZM220 85V86H219ZM146 86V85H145ZM144 86V87H145ZM182 86V85H181ZM185 86V87H184ZM183 87L184 88H182L181 87V90L183 89V90H185L186 89V85H184ZM191 86V85H190ZM238 86V90L239 89H241L240 87ZM101 88H102V86H100ZM99 87V88H100ZM172 88V87H171ZM188 88V87H187ZM198 88V87H197ZM198 88V89H199ZM5 89H0V98L2 99V98H4V96L6 95V90ZM70 89V90H69ZM106 89V90H107ZM157 89V88H156ZM159 89V88H158ZM209 89H207V90H209ZM24 90V91H25ZM101 90V89H100ZM142 90V89H141ZM183 90H182V92H178L177 91V89L175 90V91H177L176 93H174L173 91V93L174 94H179L180 93V95H183L182 93H183ZM187 90V89H186ZM186 90H185V92H186ZM228 90H230V89H228ZM204 91V93H208V91H206L205 92ZM240 91V90H239ZM162 92V91H161ZM10 92H8V90H7V94H9ZM12 93V92H11ZM10 93V95H12ZM26 94H28V95H30L31 93H27V92H25ZM116 93V92H115ZM204 93H201L202 94V96L204 95ZM253 93V94H252ZM81 94V93H80ZM97 94V93H96ZM172 94V93H171ZM186 94V93H185ZM206 94H205V96H206ZM242 94V93H241ZM248 94H246L247 96H249ZM73 95V96H72ZM116 95H118V93L116 94ZM142 95V94H141ZM165 95V94H164ZM223 95V94H222ZM226 95V94H225ZM229 95V94H228ZM228 95H226L225 96V98H226V100L228 99V100H230V98L231 97H233V95L232 96H230L229 95V97H228ZM240 94H236V97L237 98H239V99H241L243 96V99L245 98V99H247L246 98V95L245 94H242V95H240ZM259 95H257V96H259ZM14 96V95H13ZM81 96V95H80ZM172 96H175V97H177L176 95H172ZM179 96V95H178ZM183 96H185V95H183ZM30 97V96H29ZM51 97V96H50ZM75 97V98H74ZM157 97V96H156ZM180 97V96H179ZM179 97H178V99L176 98V100H179ZM189 97H191L190 95H189ZM188 97V99H190ZM235 96L233 97V98H236ZM251 97V96H250ZM249 97V98H250ZM11 100L12 99H14L13 97H9ZM81 98H82V96H81ZM80 98V99H81ZM158 98V97H157ZM195 98V97H194ZM232 98V99H233ZM18 98H16V99H14V101L12 100L11 101V103H10V105L13 103V105L12 106H15L16 108H14L15 109V112H9V111H7V109L5 110V108H4V110H3V102H6V100H7V102H10V100L8 101V98L6 97V99H5V101H1L0 100V112H4L5 113V115H7V117L6 118H2L1 120H0V211L4 208V207H6V208H11V209H15L16 207H20L21 209H23V210H21L19 213H13L12 214V216H10V220H9V226H8V230H7V232H8V234H9V232H10V234H9V238H11L12 237V235H13V232H15L14 231V228H16L15 226L16 225H22V222H23V220H26L27 221V226L29 227V226H31L32 224H34L35 222H36V220H37V214L39 215V212L41 211V213H44L45 214V211L47 210H45V208H44V205H42V204H44V203H46V200L49 198V195H48V193H47V195H48V198H45L46 197V192H48V191H46V189H45V191L44 190H41V192H44V193H42V194H40V195H37V194H39V193H36V195L33 197L32 196V191H37V190H35V189H38L39 188V185H40V180L39 179H36V178H33L32 176H30V170H29V172L28 171H26L27 173H25V170L28 168V164H30V163H35L37 166H38V168H40L42 171L41 172H43L44 173V177L46 178V176L47 175H49V173H50V168H51V166L52 165H54V168H55V166H56V164H52V160L54 159H52V157H49V156H46L45 158H42V157H44V156H41V159H39V158H37V157H35V156H37V155H33V152H35L34 150H38L37 149V147L40 145V147L41 146H43V142H41L40 140L42 139V138H40V137H42V136H40V134H38V132L36 131V127H35V125L34 124H25V125H27L28 126V130H29V132H28V130H27V133L25 132L26 131V126L24 127V124L23 123H25V122H27V120H25L26 118H29L30 117V115H31V110H30V108L29 107H26V109L25 108H22L21 107V104L19 105V103L17 104L15 101H18L17 100ZM30 99V98H29ZM231 99V100H232ZM239 99H236V100H239ZM159 100H161V102H162V99H159ZM159 100H157V101H159ZM180 100H187L186 98L184 99V98H181L180 97ZM179 100V103L181 104V103H184V101L183 102H181ZM199 100H200V98H199ZM227 100V101H228ZM234 100V99H233ZM83 101V100H82ZM144 101V100H143ZM148 101V100H147ZM191 101L193 102V100H192V98H191ZM195 101V100H194ZM258 101H259V99H258ZM84 102V101H83ZM82 102V103H83ZM90 102V101H89ZM93 102V101H92ZM129 102V101H128ZM145 102V101H144ZM151 102V101H150ZM185 102H187L188 103V100L187 101H185ZM196 102V101H195ZM195 102H193V104L195 103ZM224 102H226L225 100H224ZM249 102H251V101H249ZM87 103V102H86ZM155 103V102H154ZM184 103V104H182V106H185V104H186V107H187V105L188 104H190V103ZM230 103H231V101H230ZM232 103H233V108L234 107H236V106H241L243 103H246L245 101L243 102H240V101H238V102H233L232 101ZM241 103V104H240ZM254 103V102H253ZM257 103V104H256ZM256 103H254L255 105L254 106H258V107H260V108H258V109H256V111L257 110H259L260 109V112L259 111H257V113L254 111L255 109L254 108H256V107H254V106H252V107H254L253 109L251 108V111L253 110V112H251L250 111V109H249V111H248V109H247V115L245 114V113H243V112H245L244 110H241L240 111V113H242L243 115H240V113H238L239 111H237V113L233 110V114H234V116L233 115H231V117H229L228 119L230 120H226V121H224V123H223V127H221V128H223V129H225V128H227V126H230V128L232 127L233 129V131L234 130H236V131H234V132H237L238 130H237V127L240 125L239 123H240V121L244 118V120L246 119V117H247V119L249 118V119H251V121L249 122V126L247 127V129L248 128H250V127H252V128H250L251 130H255V128H256V126H258V122H260V118L262 117L261 115H264V105H262V103H260V105H259V102H256ZM3 104V105H2ZM85 104V103H84ZM88 104V103H87ZM147 104H148V102H147ZM193 104H190V105H193ZM225 104H227V103H225ZM252 104V103H251ZM251 104H249V105H251ZM19 105V106H18ZM190 105H188V107H190ZM232 104H230L229 106H231ZM245 105V104H244ZM53 106H54V108H53ZM153 106H156L155 104H153ZM157 106H158V104H157ZM181 106V105H180ZM194 106V105H193ZM219 106V105H218ZM216 107V108H218V109H220V107ZM221 106V105H220ZM223 106V105H222ZM240 106L238 107V109L240 108ZM18 107V108H17ZM178 107V106H177ZM176 106H175V108H177ZM245 107H247V108H249L248 106H246L245 105ZM86 108L88 109L89 107H87L86 106ZM85 108V109H86ZM160 108L162 109V112H163V109H165V108H163V107H161V105H160ZM223 108V107H222ZM232 108V109H233ZM244 107L243 106H241V109H243ZM86 109V110H87ZM234 109H236V108H234ZM245 110H246V108H244ZM92 110V109H91ZM74 111V110H73ZM84 111V110H83ZM89 111L90 110H87V113H89ZM158 111H159V109H158ZM165 111H167V109H165L164 110V112ZM170 111V110H169ZM52 112L54 113L55 111H53L52 110ZM160 112V111H159ZM168 112V111H167ZM166 112V113H167ZM173 112V111H172ZM256 114H255V113ZM90 113H91V111H90ZM165 113V114H166ZM171 112H168V114H170ZM56 114V115H55ZM54 115L56 116L55 117V119L54 120H52L53 122H55V120H56V122H58L59 124V128L58 127H56L57 126V123L55 122V124L54 123H50L51 121H50V119L48 120V121H50L49 123V129L51 130V131H53V130H55V128H56V130L57 129H60L61 127L63 128L65 125H64V123H68L69 125H67L66 124V126H71V127H73L72 125L74 124V118L73 119H71V117L70 118H68V116H71L70 114L69 115H66L67 117H65L64 115H61L60 113H59V111L58 112H56ZM72 114V113H71ZM245 114V115H244ZM91 115V114H90ZM158 115V114H157ZM65 117V118H63V117ZM183 117V116H182ZM181 117V118H182ZM189 118L188 116H185L184 118ZM243 117V118H242ZM1 118V117H0ZM168 118H169V116H168ZM242 118V119H241ZM65 119V120H64ZM246 119V120H247ZM25 120V121H24ZM76 120V119H75ZM84 120V119H83ZM186 119H183L182 118V121H183V124L182 125H184V121H185ZM189 121H190V119H188ZM188 120H186V121H188ZM1 121H2V123H1ZM77 121H78V119L76 120V124H74V125H77L78 123H77ZM85 121V120H84ZM82 122V123H80L83 127H81L80 125H77L76 127H80L81 129H83L84 130V125L86 124L85 122ZM180 121H181V119H180ZM229 121V122H228ZM243 121V120H242ZM87 122V121H86ZM155 122V121H154ZM220 122V121H219ZM220 122V123H221ZM226 122V123H225ZM252 122V123H251ZM89 123V122H88ZM126 123V122H125ZM165 122H163V125H167V122H166V124H164ZM215 123V124H214ZM213 124L215 125V126H218V127H220V125L222 124H220V123H218V121L216 122H214ZM141 124V123H140ZM160 124H162L161 123V121H160ZM160 124H158V125H160ZM168 124H169V127H170V122H168ZM172 124V123H171ZM218 124V125H217ZM220 124V125H219ZM225 124L227 125L226 127H225ZM60 125H61V127H60ZM87 125V124H86ZM90 125V124H89ZM163 125H161L162 126V128H161V126H159L160 128H159V130L161 131L162 130V132H163V127L165 128V126H163ZM175 125V124H174ZM34 126V127H33ZM145 126V125H144ZM173 126V125H172ZM213 126V125H212ZM69 127H67V128H69ZM71 127L69 128V129H67L66 127H64V130L61 128L60 130H62V132L63 131H65V130H70L71 129ZM133 127V126H132ZM166 127L165 129H166V132H167V128H168V132H171V131H169V130H173V129H170V128H172V127ZM24 128H25V131H24ZM74 129H72L73 131H76L78 134H76V136L77 135H79V137L81 138V137H87L88 135H89V132L87 133L85 130V132L83 131V130H81V129H79V130H76V128L75 127H73ZM77 128V129H78ZM134 128V127H133ZM207 128V127H206ZM49 129H48V131H49ZM135 129V128H134ZM137 129V128H136ZM154 129V128H153ZM257 129V128H256ZM71 130V131H72ZM157 130V129H156ZM178 130V129H177ZM59 131V130H58ZM57 131V132H58ZM72 131V132H73ZM88 131V130H87ZM158 131V130H157ZM156 131V132H157ZM179 131H180V129H179ZM206 131V130H205ZM205 131H204V137H203V134L200 136L201 137V139H202V137L206 140V142L207 141H210V137H212V136H214V135H212V133H211V136L209 135L210 133H209V131L208 132H206L205 133ZM211 131V130H210ZM250 131V130H249ZM60 133H61V131H59ZM71 132V133H72ZM137 132V131H136ZM159 132V131H158ZM165 132V131H164ZM21 133H24V134H21ZM28 135L29 134V140H28V138L26 137V136H24V135H26V134ZM52 133H54V132H52ZM147 133H148V131H147ZM146 133V134H147ZM177 133V132H176ZM59 134V133H58ZM57 134V135H58ZM126 134V133H125ZM149 134V136L152 134V133H148ZM174 134V132L172 133H170V135H171V137H170V135H168V134H166L167 135V138L169 139V137H170V139L169 140H164V144L163 145H168V146H164V147H162V148H165L166 149V147H167V149L166 150H168L169 148L171 149L170 151H171V153H173L174 151V154L176 153L177 154V152H178V150L175 148V147H173L171 144V146H169V143L173 140V138H174V136H173V138H172V135ZM38 135L40 136V137H38ZM72 135H74L73 133H72ZM175 135V134H174ZM54 137V139H52L50 142V144L49 143H47V144H45V145H50V146H52L53 148H54V150H56V149H68L69 151V158L71 159V161H72V164H74L75 163V160L74 159H76V156H78L79 154H81V156H78L79 158L80 157H83L82 159H83V161H82V159H80L79 161H76L77 163H78V167L80 168V163L82 162V166H85V165H83V164H85L86 162H87V159H91V158H94V159H96L97 161H98V159L97 158H99V157H101L100 159H99V161H98V163L96 162V164L94 163V165H95V169H96V171L98 172V174L97 175H94V180H95V182H97L98 184H100L101 185V187H102V190L104 189L105 191L106 190H108V189H110V185L108 186V185H106V181H105V178H104V176H109V178H110V174H111V172H112V174L111 175H114L113 177H115L116 179L115 180H117L118 178L116 177V176H119L120 177V174L119 175H116V173L115 174H113V170L114 171H116L117 169H113L112 171H111V166H112V162H115V161H117L118 159H116L115 160V158L117 157V156H115V158L114 159H112L113 157H111V159L113 160V161H105L104 159V161L102 160V156H101V154L98 152V151H94L95 150V148H91V146H89V145H87V146H89L90 148H87V149H85V150H79L80 151V153L78 154V155H76L79 151H78V148H76V146L75 145H69V144H67V143H65V142H63L62 141V139H60V137H59V135L57 136V137H55L56 136V132H55V134L53 135ZM104 136V135H103ZM120 136H122V135H120ZM125 136V135H124ZM128 136V135H127ZM153 135H151V137L150 138H152L153 139V137H152ZM169 136V137H168ZM210 136V137H209ZM78 137V136H77ZM89 137H90V135H89ZM133 137V136H132ZM40 138V139H39ZM51 138H52V134H51ZM50 138V139H51ZM108 138V137H107ZM166 138V139H167ZM86 139V138H85ZM89 139V138H88ZM113 140H115L114 138H112ZM111 139V140H112ZM121 139V138H120ZM119 139V140H120ZM134 139H135V137H134ZM138 139V138H137ZM151 139V140H152ZM172 139V140H171ZM244 139V141L243 142H245V138H243ZM87 140V139H86ZM99 140H101V139H99ZM118 140V139H117ZM133 140V139H132ZM136 140V139H135ZM150 140V141H151ZM171 140V141H170ZM96 142H95V144L97 143V140H95ZM116 141V140H115ZM114 141V142H115ZM131 141V140H130ZM149 141V140H148ZM150 141H149V144L151 145V146H153L151 143H150ZM100 142V141H99ZM129 142V141H128ZM127 142V143H128ZM140 142V141H139ZM162 142V141H161ZM160 142V143H161ZM169 142V143H168ZM199 142H200V144H201V140L199 139ZM103 143H105L104 141H103ZM112 143V141H110L109 140V144L110 145H112L111 144ZM126 143V144H127ZM130 143V142H129ZM133 143H136V142H134V140H133ZM148 143V142H147ZM166 143H168V144H166ZM207 143H209V142H207ZM210 143H213V142H210ZM209 143V144H210ZM226 143H228V142H225V144ZM231 143H233V145L232 144H230L229 143V145L231 146H234V145H237V144H240V145H242L241 144V141L240 142H238L237 144L236 143H234V142H231ZM95 144L93 143V145L92 146H95ZM100 144V143H99ZM106 144L108 145V141H106ZM162 144V143H161ZM192 144V143H191ZM193 144H195V143H193ZM203 144H204V142H203ZM244 144V143H243ZM103 145V144H102ZM105 145V144H104ZM133 145V144H132ZM145 145V144H144ZM149 145V147H151ZM196 145V144H195ZM202 145V144H201ZM218 145V144H217ZM223 145V144H222ZM229 145H227V146H229ZM246 145V146H245ZM86 146V147H87ZM128 148H129V146H130V144H128V145H126ZM136 146V145H135ZM138 146V145H137ZM192 146V148L193 147H195L194 145H190V147ZM204 146V145H203ZM243 146V145H242ZM244 146L245 147H243L244 149H245V151L242 153V152H240L241 150L239 149L238 151V153H242V154H240L239 156H235V159L236 160H234V162L236 163H234V162H232L231 161V158H230V161L232 162V167L231 168H236L237 167V164H239V166H241V168H242V166L244 167V170H247L248 172H247V179L248 180H254V179H257L256 177H255V172L256 171H258V169L255 167V163H256V159L255 158H259L260 157V154H256V153H259V152H256L257 151V149L254 151V145H249L248 143H247V139H246V142H245V144H244ZM40 147H39V149H40ZM79 147V146H78ZM82 147V146H81ZM84 147V146H83ZM147 147V146H146ZM171 147H173V148H171ZM206 147V146H205ZM221 147V146H220ZM143 148V147H142ZM148 148V147H147ZM196 148V147H195ZM199 148V147H198ZM80 149V148H79ZM98 149V148H97ZM161 149V148H160ZM159 149V150H160ZM173 149H175V150H173ZM217 149V148H216ZM224 149H225V147H224ZM223 149V150H224ZM235 149H237V147L235 148ZM149 150H151V148H149ZM163 150V149H162ZM172 150H173V152H172ZM195 150H197V152H199L198 151V149H195ZM195 150H191V151H189V153H187L188 151H186L185 153L187 154V156L185 157V156H183L182 155V157H185L186 159L184 160L185 162H187L190 166H192V167H196V166H194V163H195V165H196V162H197V156H198V154H197V152L195 151ZM212 150V149H211ZM218 150H219V148H218ZM232 150H233V148H232ZM39 151V150H38ZM37 151V152H38ZM145 151V153L147 154L148 153V151H146V150H144ZM144 151L143 152H140V153H144ZM154 151V150H153ZM165 151V150H164ZM169 150L167 151V153L168 152H170ZM177 151V152H176ZM59 152H61L60 150H59ZM102 152V151H101ZM106 152V151H105ZM152 152V151H151ZM156 152V151H155ZM180 152V151H179ZM223 152V151H222ZM140 153H139V155H140ZM144 153V154H145ZM149 153H150V151H149ZM157 153V152H156ZM165 153V152H164ZM184 153V152H183ZM203 153V152H202ZM201 153V154H202ZM216 153V152H215ZM224 153V152H223ZM254 153H255V155L257 156V157H254L255 155H254ZM103 154V153H102ZM132 154V153H131ZM144 154H142L143 156H144ZM152 153H150V155H151ZM158 154V153H157ZM161 154V153H160ZM201 154H199V157H200V155ZM204 154V153H203ZM214 154V153H213ZM226 154H230V155H232L233 154V152L231 153V152H228V153H226ZM154 155H156V154H154ZM216 156L215 157H217L219 154H215ZM235 155V154H234ZM39 156V155H38ZM158 156H159V154H158ZM175 156H177V155H175ZM179 156H180V158H179ZM222 155H219V157H221ZM75 157V158H74ZM95 157H97V158H95ZM163 157V156H162ZM181 157V155H179V153H178V156H177V160L175 159L174 160V162L175 161H177V162H179V159H181L182 158ZM206 158H211L210 156H205ZM212 157L213 158H215L213 155H212ZM104 158V157H103ZM107 158V157H106ZM197 158V159H196ZM229 158V157H228ZM70 159L69 160H67V162L68 161H70ZM222 159V158H221ZM221 159H219V161L221 160ZM232 159H234L233 158V155H232ZM86 160V161H85ZM181 160H183V159H181ZM194 160H196V161H194ZM204 160V159H203ZM210 160V159H209ZM71 161L70 162H68V164H70L71 165ZM74 162V163H73ZM84 162V163H83ZM177 162L176 163H172V164H177ZM203 162H205V161H203ZM227 162H229V161H227ZM184 163V162H183ZM206 165L205 164H203L202 166L204 167V166H207V167H205L206 169V172H207V170H208V173H209V167H208V161L206 160ZM211 163V162H210ZM220 163L221 164H225L224 166L227 168V164L228 163H225V161L222 159L221 161H220ZM233 163H234V165H233ZM171 164V163H170ZM213 164V163H212ZM115 165V164H114ZM124 165V164H123ZM128 165V164H127ZM189 165H187V166H189ZM211 165V164H210ZM215 165V164H214ZM228 165H230V164H228ZM74 166H75V168H76V165L74 164ZM81 166V167H82ZM129 166V165H128ZM173 166V165H172ZM171 166V167H172ZM216 166V165H215ZM53 167V166H52ZM72 167V166H71ZM70 167V168H71ZM114 167H116L117 168V166L115 165ZM113 167V168H114ZM160 167V166H159ZM167 167H168V165H167ZM181 167V166H180ZM202 167V168H203ZM217 167H219V166H217ZM78 168V169H79ZM119 168V167H118ZM170 168V166L168 167V168H166V171H168V169ZM177 168L179 169V164H177ZM191 168V167H190ZM239 168V167H238ZM256 169V171H255V169ZM77 169V168H76ZM77 169V170H78ZM82 169H84V167H82L81 169H80V171H82ZM129 169V168H128ZM128 169H126V170H128ZM157 170L156 168H153V171H152V173L155 171V170ZM161 169V168H160ZM162 169H165V167L164 168H162ZM182 169V168H181ZM187 169V168H186ZM214 169V168H213ZM212 169V166H211V171L212 172H215L214 170ZM264 169V168H263ZM51 170H53L52 168H51ZM65 169H63V171H64ZM175 170H176V168H175ZM218 170H220V168L218 169ZM237 170V168L235 169V171ZM80 171L77 173V174H79L80 173ZM84 173H87L88 172V169H86V167H85V169H84ZM118 171V170H117ZM160 171H162V170H160ZM166 171L164 172L165 173V177L167 176V174H166ZM172 171L174 172V170L172 169ZM182 171V170H181ZM185 172H186V174L188 175V173H187V171L186 170H184ZM220 171H223V170H220ZM220 171H219V174H217V175H221V173L222 174H224L223 172H221L220 173ZM225 171H227V170H225ZM62 172V171H61ZM123 172V171H122ZM132 171H130V173H131ZM176 172H178V171H176ZM184 172V173H185ZM202 172H203V169H202ZM218 172V171H217ZM264 172V171H263ZM42 173V174H43ZM73 173H75V172H73ZM82 173V172H81ZM80 173V174H81ZM118 173H120L119 171H118ZM133 173V172H132ZM158 173V174H157ZM157 173H155V174H157V175H159V174H161L162 175V177H164V173H162V172H157ZM179 173V172H178ZM181 173H183V171L181 172ZM200 173H201V168H200ZM200 173H198L197 172V175L199 176V174ZM204 173H205V171H204ZM208 173H205V175L206 176H204V179H206V180H208V182H210V183H208V184H210V187H212V189H211V192H219V191H221V189H222V187H218V185L217 184H211V182H212V180H213V183L215 182V180H214V177L215 176H213L212 174H214V173H212L211 175H212V177H213V179H211V181H209L210 179H208L209 177L207 176V175H209ZM216 173V172H215ZM227 174H228V172H226ZM259 173V172H258ZM63 174H66L65 172L63 173ZM68 174V173H67ZM66 174V175H67ZM69 174H70V172H69ZM68 174V175H69ZM127 174H128V172H127ZM126 173H125V176L127 175ZM168 174H169V172H168ZM201 174H203V173H201ZM70 175H72V172H71V174ZM82 175V174H81ZM116 175V176H115ZM123 175V174H122ZM137 175V174H136ZM136 175H134V176H136ZM170 175V174H169ZM173 175L174 176H176L177 175V177H176V179H175V177H174V179H175V181L178 179V181H179V183H181L180 181H182L180 178H182V175H178V174H175V172L173 173ZM184 175V177H185V174H183ZM186 175V176H187ZM216 175V174H215ZM217 175H216V177H217ZM260 175H263V173L262 172H260ZM64 177H65V175H63ZM72 176H74V175H72ZM131 176H133V175H131ZM148 176H149V174H148ZM147 176V177H148ZM152 176H153V174H152ZM172 176V175H171ZM171 176H170V178H171ZM180 176V177H179ZM54 177V176H53ZM53 177H52V175L50 176V178L49 179H53ZM63 177V178H64ZM112 177V176H111ZM112 177V178H113ZM173 177V176H172ZM188 177L189 176H187V179H188ZM208 177V178H207ZM220 177V176H219ZM262 177V176H261ZM260 177V178H261ZM264 177V176H263ZM262 177V178H263ZM149 178H151V177H149ZM149 178H147V180H150ZM160 178H161V176H160ZM170 178H169V180H170ZM47 179H48V177H47ZM108 179V178H107ZM120 179H121V177H120ZM120 179H118L117 180V182L114 180V182H116L117 183V185H120L119 183H121V182H123V180H121V182H119V180ZM180 179V180H179ZM196 179H197V177H196ZM202 178H199L195 183H194V181L192 182V183H194L193 185H188V186H186V190L185 191H183V192H185V193H187V190H189L188 192H192V190H191V188L195 191V194H197L198 193V191H199V196H200V194L202 193H205V186H206V182L207 181H205L204 179L203 180H201ZM259 179V178H258ZM54 181L56 180V179H53ZM129 180V179H128ZM133 180H135V181H137L138 179H133ZM146 180V181H147ZM163 180V179H162ZM164 180H168L167 178L165 179L164 178ZM189 180V179H188ZM216 180H217V178H216ZM52 181V180H51ZM50 181V183H52V184H50V185H55V186H53L55 189H57V187L59 188L58 190H55V192H56V194L58 193L59 194V190H60V187L59 186H56V184H53V182H51ZM126 179H125V183H126ZM131 181V180H130ZM225 182H227L226 180H224ZM255 181H257V180H254V182ZM261 182V180L259 179L258 180V182ZM109 183L111 182V181H108ZM107 182V183H108ZM114 182H113V185H114ZM119 182V183H118ZM129 182V181H128ZM127 182V183H128ZM205 182V183H204ZM217 182V181H216ZM215 182V183H216ZM258 182H255V185H256V183H258ZM259 182V185L258 186H256V188H254L253 190H252V192H250V194H249V196L251 195V193H253L256 197H259L263 202L261 203V205H254V204H252V205H254L253 207V209H251V211L249 212V210L248 209H245L244 211L246 212L247 211V213L249 212V213H251L252 212V210H253V213L255 214V217L256 216H259V215H261L263 212H264V187L261 185V183ZM22 183H25V184H28V185H30L32 188H33V190L31 191V192H28L27 193V197H26V199L24 198H19L18 197V191H19V189H20V185L22 184ZM55 183V182H54ZM56 183H58V181L56 182ZM108 183V184H109ZM112 183V182H111ZM116 183H115V185H116ZM125 183L123 182V183H121L122 185L124 184L125 185ZM126 183V184H127ZM130 183V182H129ZM139 183H140V181H139ZM138 183V184H139ZM146 183H150V181L149 182H146ZM228 183V182H227ZM264 183V182H263ZM59 184V183H58ZM140 184H143V183H140ZM151 184V183H150ZM171 184V183H170ZM182 184V186L184 185V184H186V183H184L183 184V182L181 183ZM181 184H179L178 186H180ZM232 184V183H231ZM49 184H48V186H50ZM60 185V184H59ZM114 185V186H115ZM117 185H116V187H117ZM131 185V184H130ZM148 185V184H147ZM146 185V186H147ZM212 185V186H211ZM253 185V184H252ZM251 185V186H252ZM126 186V185H125ZM124 186V187H125ZM127 186H129V184H127ZM126 186V187H127ZM139 186V185H138ZM141 187H142V185H140ZM139 186V187H140ZM181 186V187H182ZM185 186V185H184ZM208 186V185H207ZM206 186V187H207ZM53 187H51L50 186V192H51V188H53ZM89 187V186H88ZM116 187H113V191L115 190V188ZM123 187V186H122ZM125 187V188H126ZM130 187V186H129ZM132 187V189H135V186L133 187V186H131ZM180 187V188H181ZM210 187L208 186V189H210ZM230 187H232V189L233 188H235V187H233V186H230ZM47 188V187H46ZM146 188V187H145ZM174 188H179V187H176V185H175V187ZM183 188H185V187H183ZM221 188V189H220ZM225 188V187H224ZM241 188L243 189L244 187L243 186H241ZM175 189V190H176ZM195 189H197V193H196V190ZM111 190V191H112ZM126 191H127V195H126V197L127 198H129L130 197V195H128V189L126 188L125 189ZM141 190V189H140ZM149 190H151L150 189V187H149ZM191 190V191H190ZM203 190V192H201ZM228 190V189H227ZM246 190V189H245ZM54 190L52 189V192L51 193H53L54 194V196H55V192H53ZM105 191H103V192H105ZM110 191V190H109ZM135 191H137V189H135ZM145 191V193L146 192H148V190L146 191V189L144 190ZM152 191V190H151ZM178 191V189L176 190V192ZM223 191V190H222ZM240 191H241V189H240ZM49 192V193H50ZM179 192V191H178ZM182 192V191H181ZM225 192V191H224ZM234 192H236L235 190H234ZM237 192H238V190H237ZM249 192V191H248ZM60 193H62V192H60ZM108 193V192H107ZM106 193V194H107ZM136 193V192H135ZM138 193V192H137ZM136 193V194H137ZM149 193H152V192H150L149 191ZM166 193H168V194H170V192H168V191H166ZM165 193V194H166ZM180 193V192H179ZM178 193V194H179ZM240 193V192H239ZM53 194H51V197L53 196ZM58 194L56 195V197H57V203L59 204V202H60V200H59V198H61V196L59 195L58 196ZM63 194V193H62ZM109 194H111V193H109ZM146 194H148V193H146ZM178 194H171V198H174L173 196H177ZM201 194V195H202ZM208 193L206 192L204 195H202V196H205V197H207L208 195H207ZM139 195H141L140 194V192H139ZM139 195H136V196H139ZM152 195H153V193H152ZM167 195V194H166ZM165 195V196H166ZM173 195V196H172ZM235 195H237V194H235ZM248 195V194H247ZM65 196V195H64ZM63 196V197H64ZM132 196H134V195H132ZM132 196H131V199H132ZM135 196V198H133V200L134 201H136V202H133L134 204L133 205H137V203L138 204H142V203H144V201H142V198H140L141 200L139 201V197H141V196H139L138 198ZM198 196V195H197ZM212 196H214V195H212ZM59 197V198H58ZM147 197L149 198V200H151L150 199V197H151V194H150V196H148L147 195ZM155 197V196H154ZM162 197V196H161ZM177 197H179V196H177ZM205 197H204V199H205ZM209 197V196H208ZM234 196H233V194L231 193V191L229 192V190L226 192V200H225V198H223L224 199V201H225V205L226 204H229L228 205V209H232V207L234 206V201H235V199H239V197H237V198H233ZM251 197V199H252V201H249V199L250 198H248L247 197V200L249 201L248 203H253L254 201H253V195L252 196H250ZM43 198H45L44 200L45 201H43L42 199ZM52 198H54V197H52ZM167 198H169V197H167ZM199 199L198 200H200V201H198L197 200V198L195 197V199L194 200H196L195 201V203L197 204H195L196 206H198V204H199V206H200V203H202V200H203V197L201 198V197H198ZM221 198V197H220ZM230 198H232V200H230ZM245 197H243L242 195H241V197H240V199H241V201L239 200V202H240V204H241V202H242V199H244ZM56 199V198H55ZM65 200H62L61 199V201H62V205H66L63 201H67L68 199L67 198H64ZM67 199V200H66ZM93 199V200H92ZM92 199H90L89 201H91L90 203L89 202H87V203H89V204H96L97 202L99 203L100 201H97L99 198H92ZM95 199V200H94ZM131 199H127V200H131ZM170 199V198H169ZM246 199V198H245ZM250 199V200H251ZM153 200H155L154 198L150 201L151 202V205H152V202H153V204H154V202H156L155 204H157V201L159 202V200H157L156 199V201H153ZM161 200V199H160ZM166 200V199H165ZM194 200H192V201H194ZM221 200H222V198H221ZM247 200H245L244 202L245 203H247ZM42 201H43V203H42ZM56 201V200H55ZM59 201V202H58ZM69 201V200H68ZM94 201H96V202H94ZM148 201V200H147ZM175 201V200H174ZM205 201H206V199H205ZM208 201H211L212 202V200L210 199V200H208ZM207 201V202H208ZM216 200H214V202H215ZM223 201V200H222ZM221 201V202H222ZM226 201H227V203H226ZM130 202V201H129ZM149 202V203H150ZM172 202H173V200H172ZM186 203H183V205L185 206V204H186V207L188 206L187 205V201H185ZM211 202H209V203H211ZM213 202V203H214ZM219 202V201H218ZM236 202H238V201H235V203ZM243 202V203H244ZM61 203V202H60ZM69 203V202H68ZM68 203H67V205H68ZM87 203H86V205H87ZM97 203V204H98ZM177 203H178V201H177ZM180 203V202H179ZM189 203V202H188ZM242 203V204H243ZM47 204H50V203H48L47 202ZM46 204V206H50V205H47ZM57 204V206H60V205H58ZM71 204V203H70ZM73 204V203H72ZM140 204V205H141ZM154 204V205H155ZM190 204H192V203H190ZM217 204H219V203H214V204H212L211 203V206H214V207H217V206H219V207H217V208H219V210H217V211H221L220 209H221V207H223L222 206V204H219V205H217ZM236 204H238L239 206H242V205H240L239 203H236ZM235 204V208L238 210V205H236ZM76 205L77 204H74L73 206L72 205H70V206H72V207H74V210H73V208L71 209V208H69V209H71V210H73V214L75 213L76 214V212L78 211V208H79V210L80 211H83L82 209H80V207H77V209L75 208L76 207ZM86 205L84 206V209H88V207H86ZM104 205V204H103ZM103 205H101L100 207H101V211H104V210H106V208H108V204L105 206H103ZM130 205V204H129ZM131 206L133 209L132 210H130L131 209V207L130 206H127V207H125V205H124V208H127L126 210L128 211V212H122L123 210L124 211H126L125 209H123L122 210V206L120 205V209H121V215H123V214H128V215H123V216H125L124 218L121 216V218H123V219H127V221H128V219H130L131 217H130V215H129V212L131 211H133L134 210V206ZM139 205V206H140ZM145 205H147V203L145 202L144 203V205H142V208H143V211L144 210H147V209H145V208H148V205H147V207L145 206ZM150 205V206H151ZM168 205H171V204H168ZM172 205H174V204H172ZM170 206V208H174V209H172V210H175L177 207V209H176V211H174V213L172 212L171 214H173V215H175L176 214V212H178V210L180 209V208H183V206L182 207H179L178 205H177V207L175 208V207H173V206ZM194 205V204H193ZM248 205V204H247ZM45 206V207H46ZM56 206V208H58ZM69 206V205H68ZM69 206V207H70ZM78 206V205H77ZM143 206H145V208L143 207ZM149 206V208H151ZM158 206V205H157ZM176 206V205H175ZM231 206V207H230ZM47 207V208H48ZM86 207V208H85ZM130 207V208H129ZM141 207V206H140ZM154 207V206H153ZM169 207V206H168ZM193 207H195V206H193ZM226 207V206H225ZM249 207H252L251 206V204H249ZM52 208V207H51ZM81 208H83V206L81 207ZM157 208V207H156ZM158 208H159V212H157V210L155 211V209L154 210H152V208L150 209V210H152V211H155L156 212V214L157 215H159V213L161 212L160 211V208L161 207H159L158 206ZM206 208H207V206H206ZM75 209H76V211H75ZM140 209V208H139ZM138 208L137 209H135L134 211H136V212H138L137 210H139ZM168 209V208H167ZM211 209V208H210ZM45 210V211H44ZM71 210H70V212H71ZM162 210H164V209H162ZM166 210V209H165ZM171 210V211H172ZM208 210V209H207ZM206 210V211H207ZM212 210V209H211ZM43 211V212H42ZM52 210H50L49 209V212L47 213V214H49L50 212H51ZM80 211H78V213L80 212ZM149 211V210H148ZM167 211V210H166ZM216 211V210H215ZM214 210H212L211 211V213L213 212H215ZM47 212V211H46ZM130 212V214H132ZM140 212V213H139ZM139 212H138V214L140 215V214H142V213H145V215L147 216L148 215V213H147V211H145V212H142V210H139ZM142 212V213H141ZM164 212V211H163ZM208 212V211H207ZM207 212H205V213H207ZM242 212V211H241ZM52 214L51 215H54L53 214V212H51ZM72 213V212H71ZM165 213V212H164ZM163 213V214H164ZM168 213H169V210H168ZM168 213H165V214H168ZM201 213V212H200ZM200 213L197 215V216H199L200 215ZM212 213V214H213ZM258 213H261V214H258ZM156 214L155 213H153V214H151V216H149L150 218H152L153 217V215L156 217ZM201 214H203V215H205L204 214V211L201 213ZM209 213H207V216H210V218H212V214L211 215H208ZM252 214V213H251ZM254 214L252 215V216H254ZM256 214H258V215H256ZM50 215V214H49ZM77 215V214H76ZM120 215V214H119ZM145 215H144V217H145ZM150 215V214H149ZM168 215H170V213L168 214ZM173 215H171L170 216V219L172 218H175V220H177V216L175 217V216H173ZM202 215V216H203ZM127 216H129V217H127ZM166 216V215H165ZM201 216V217H202ZM46 217H48V215L46 216ZM53 217V218H52ZM51 218L52 219H54V220H57V219H55L54 217L55 216H52ZM76 217V216H75ZM74 217V218H75ZM140 217H141V215H140ZM149 217H147V218H149ZM76 218H78L79 219V216L78 217H76ZM161 217L159 216V218L158 219H160ZM163 219L165 218V217H162ZM162 218L159 220V221H161L162 220ZM180 218V217H179ZM184 218V217H183ZM183 218H180V219H182V220H180V222H179V224L181 223V221H183V226L182 227H185V225H187V226H189V224L187 223V224H185L184 223V220H183ZM186 218H187V216H186ZM185 218V220H187ZM189 218H191L190 216H189ZM194 218V217H193ZM200 217H197V219L199 220V222H196L197 223V226H199L198 227V229L200 228L201 229V226H203V227H205L204 226V224L203 225H198V223L199 224H201L200 223V219H199ZM207 218H209V217H205V219L204 220H206ZM208 219L209 221H208V223L211 221V219ZM48 220H49V218H47ZM46 219V220H47ZM83 219V218H82ZM141 219H143V216L141 217ZM155 219V218H154ZM197 219H195V221H197ZM203 219V218H202ZM47 220V222L45 223V226L47 227V226H52L51 224L50 225H48L49 224V222H50V220L48 221ZM80 220V219H79ZM157 220V219H156ZM203 220V221H204ZM257 220V219H256ZM259 221H257V222H255V226L257 227V228H259L261 231H262V233L264 234V220H262V219H258ZM262 220V221H261ZM82 222H83V220H81ZM81 221H79L80 223H76L77 221L75 220V221H72V223L74 222V226H78L77 224H81ZM115 221L116 222H118L117 220H116V218H115ZM168 221H169V219H168ZM172 221V220H171ZM190 221V220H189ZM202 221V222H203ZM207 221V220H206ZM37 222H40V221H38L37 220ZM35 223L36 224V226H37V224L38 223ZM55 222V221H54ZM120 222H122L121 220H120ZM173 222V221H172ZM228 222V223H227ZM232 222V221H231ZM261 222H263V223H261ZM40 223H42V222H40ZM39 223V224H40ZM52 223V222H51ZM76 223V224H75ZM86 223V222H85ZM84 223V224H85ZM161 223V222H160ZM159 222H158V220H157V222L156 221H154V223H152L151 225H152V227H153V229L154 230H156V231H160L161 229H163L162 228V224H160ZM177 223V222H176ZM176 223L174 222V223H172L173 225H170V221L168 222V224L170 225V226H173L174 228H176V227H179V225L177 226L176 225ZM191 223V222H190ZM205 223V222H204ZM211 223H212V221H211ZM224 223H226L225 224V226L224 227H226L227 229L228 228H230L231 230L232 229H235V227L234 228H232L233 227V225H235L234 223H233V225L230 223V221H224ZM39 224H38V226H39ZM58 224V223H57ZM57 224H54V226H56V227H58V228H56L57 229V235H59L60 233L62 234L63 232H64V230L60 227V225L58 226ZM115 225H117L116 223H114ZM114 224H113V226H114ZM193 224V223H192ZM86 225V224H85ZM88 225V224H87ZM181 225V224H180ZM194 225H195V228H196V224L194 223ZM194 225H191V226H189V227H191V228H194ZM209 225V224H208ZM212 225H214V223L212 224ZM216 225V224H215ZM213 226V228L214 227H216V226ZM72 226V225H71ZM80 226V225H79ZM78 226V227H79ZM120 226H121V224H120ZM125 226V225H124ZM187 226L185 227L186 228V230H187ZM210 226V225H209ZM34 227V226H33ZM77 227V228H78ZM83 226H81V228H82ZM88 227V226H87ZM87 227H85L84 226V228H87ZM91 227V226H90ZM90 227H88V229L90 228ZM117 229H120L119 228V224H118V227L117 226H115ZM188 227V228H189ZM202 227V228H203ZM122 228V227H121ZM185 228H184V231H185ZM191 228H189V229H191ZM194 228V229H195ZM205 228H207V227H205ZM212 228V227H211ZM210 228V229H211ZM216 228H220V227H218V225H217V227ZM39 229H40V227H39ZM50 229H52V228H50ZM55 229V230H56ZM178 229V228H177ZM174 230V231H176L175 233H177V231H179V230ZM182 229V231H183V228H181ZM215 229V228H214ZM214 229H212L213 231H211L210 230V232H213V233H210L211 235H212V237H209V238H211V241H209V242H207L206 244L208 245V244H210L209 246H211L212 247V249H213V252H211L210 253V255L212 254V253H214V254H212L209 258V262H207L208 264H218L219 262H218V259H219V257L221 256H219L218 257V255L219 254H216V250L218 251V252H220V251H222L225 247H226V243H223L224 245H220V244H218V241H219V239H221V237L220 238H218V233L220 232V231H218L217 229H216V232H215V230ZM227 229H225V231L227 230ZM41 230V229H40ZM39 230V235L40 234H42L41 233V231ZM43 230V229H42ZM55 230L53 229V231L55 232ZM91 230H93L92 229V227H91ZM203 230V229H202ZM202 230H200V231H202ZM208 230V229H207ZM229 230V229H228ZM61 231V232H60ZM86 231L87 232H89V230H87L86 229ZM113 231H114V227H113ZM188 231V230H187ZM110 232V234L112 233V229L109 231ZM230 232H233V231H230ZM12 233V234H11ZM44 233L46 234L47 232H45L44 231ZM92 233V232H91ZM104 233V232H103ZM108 233V232H107ZM106 233V234H107ZM174 233V234H175ZM202 233V232H201ZM222 233V232H221ZM15 234V233H14ZM56 234V232L54 233V235ZM109 234V233H108ZM107 234V235H108ZM173 234V237L175 236ZM190 234H192V233H190ZM246 234H248L249 235V233H246ZM246 234L245 235H243V239H241L240 240V238H238L239 240H240V242L241 243H244V244H247L246 242H248L247 241V237H249L248 235H247V237H244V236H246ZM7 235V234H6ZM39 235H37V237H33L34 239H33V241H25V240H19V238L15 241L14 240V242H13V246H12V248H14V250H12L11 248L9 249L8 247L7 248H5V249H9V250H12L13 252L15 251V253L17 254V256H19V257H22V260L25 258V256H27V255H25V253L26 252H28L27 250H28V248H30L31 246H33L34 244H36V245H34V246H38L40 243H39V241L41 240V239H38V236ZM51 235V234H50ZM54 235H52V236H54ZM103 236L105 235V233L104 234H102ZM106 235V236H107ZM125 235H128V234H125ZM197 235V234H196ZM221 236H222V234H220ZM18 236V235H17ZM43 236V235H42ZM106 236H104L105 238H106ZM111 236V235H110ZM109 235H108V237H110ZM240 236V235H239ZM7 237H8V235H7ZM171 236H169V238H170ZM191 237H193V236H191ZM8 238V239H9ZM48 239H49V237H47ZM124 238H125V236H124ZM194 238V237H193ZM200 238V237H199ZM251 238V237H250ZM7 239V240H8ZM13 239H14V237H13ZM130 238H128V240H125V243H128V241H130L129 240ZM176 243L175 244H180L181 242H184V240L182 239V237L180 236V234H179V232L177 233V238L175 239V237L174 238H172ZM198 238H194V240L196 241ZM10 240V239H9ZM169 240V239H168ZM167 239H164V238H162L161 239V241L158 243V245H154V246H152L153 244H151L150 245V243H149V245L147 244V245H144V244H141V245H139L140 244V242L138 243V246H137V249H138V251L137 250H135V252L134 253H139V255L138 256H140V254H142L143 256L145 255V254H147V253H149V254H151V256H144L145 258L146 257H148V260H149V262L148 263H150V264H157V262H155L154 263V260H152L151 258H153V259H155V261H156V258H159L160 256H162L163 258H162V263H160V264H170L167 260H165V258L167 257V254L169 253V254H171L170 252H173L174 251V241L173 242H171V241H168ZM199 240V239H198ZM198 240H197V243H199L198 242ZM210 240V239H209ZM250 240V239H249ZM132 241H134V240H131L130 242L131 243H129L128 244V246H132L133 245V243H132ZM180 241V242H179ZM194 241V242H195ZM201 241V240H200ZM203 241V240H202ZM226 241H228V239L226 240ZM229 241H230V243L231 244H234L233 242L234 241H232V239L230 240L229 239ZM10 242V241H9ZM179 242V243H178ZM205 242V241H204ZM237 242V241H236ZM39 243V244H38ZM173 243V244H172ZM188 243V242H187ZM187 243H185V244H187ZM38 244V245H37ZM182 244V243H181ZM184 243L182 244V245H185ZM4 245V244H3ZM5 245H7V244H5ZM41 245V244H40ZM127 245V244H126ZM144 245V246H143ZM177 245V246H178ZM182 245H180V246H182ZM191 244H188V249L190 250V249H192V247L190 246ZM219 245V246H218ZM235 245V244H234ZM131 246L130 247H128V250L131 248ZM176 246V245H175ZM186 246V245H185ZM221 246V247H220ZM254 246V245H253ZM41 248H39V247H37V249L39 248V250L38 251H40V252H42V246H40ZM47 247V246H46ZM184 247V246H183ZM229 247V246H228ZM239 247V246H238ZM255 247V246H254ZM64 248H66V247H64ZM86 248V246L84 245V249ZM136 248V247H135ZM185 248H187V246L186 247H184L180 252H176L177 250V248L175 249L176 251V254H174V256H176L175 257V260H176V262L177 263H181V264H184V263H186L187 261H188V259L187 258H190L189 259V262H191V253H189V250L188 249H185ZM218 248H223L222 250H218ZM237 248V247H236ZM251 248L254 250V248L251 246ZM250 248V249H251ZM256 248V247H255ZM4 249V250H5ZM32 249V248H31ZM41 249V250H40ZM56 249H57V247H56ZM59 249V248H58ZM67 249V248H66ZM88 249V250H87ZM87 249H85L84 251H90V249L91 248H87ZM185 249V250H184ZM212 249H210L211 251H212ZM68 251H67V254H69L68 252H69V250L70 249H67ZM93 250V249H92ZM195 250V249H194ZM237 250L239 251V249L237 248ZM249 250V249H248ZM2 251V250H1ZM71 251V250H70ZM102 251V250H101ZM252 251V250H251ZM250 251V252H251ZM87 252V253H88ZM93 252H95L96 253V251H93ZM93 252L91 253V254H87V256H89L90 257V255H91V259H93ZM133 251H130V253H132ZM191 252V251H190ZM242 252H243V250H242ZM242 252H241V254H242ZM249 252V251H248ZM14 253V254H15ZM39 253V252H38ZM63 253V252H62ZM134 253H132V254H134ZM193 253V252H192ZM220 253H222V252H220ZM234 253H236V251H235V249H234ZM2 254V253H1ZM66 254V253H65ZM93 254V255H92ZM97 254H99L98 252H97ZM103 254V253H102ZM105 254V253H104ZM148 254V255H149ZM100 255H101V253H100ZM248 256H249V254H247ZM41 256H44V255H42V253L40 254V257ZM61 256H63V255H61ZM66 255H64V257H65ZM71 257H72V254L70 255ZM243 256H246V253L243 255ZM247 256V257H248ZM18 257V258H19ZM45 258H47L46 257V255L44 256ZM44 257H41L40 259H42V260H44L43 262L44 263H46V260L44 259ZM68 258V259H73V257H76L77 258V256L74 254L73 255V257L72 258ZM81 257V256H80ZM89 257H87V258H85V257H82V262L81 263H83L84 264V262H83V258L84 259H87V260H89L88 262H93V263H95V262H97L98 261V259L96 260L95 258L97 257V256H95L94 257V259H95V261L94 260H91ZM151 257V258H150ZM218 257V258H217ZM0 258H4L3 257V255L2 256H0ZM28 258V257H27ZM63 258V257H62ZM61 257H60V259H62ZM66 258V257H65ZM76 258H74V260L76 259ZM89 258V259H88ZM98 258H99V255H98ZM101 258H102V256H101ZM20 259L21 258H19L18 260L20 261ZM48 259H49V257H48ZM81 258H79V260H80ZM248 259V258H247ZM50 261L52 260V259H49ZM47 261V262H49L50 263V261ZM66 260V259H65ZM78 260V261H79ZM152 260V261H151ZM243 260V259H242ZM242 260H238V261H242ZM245 260V259H244ZM243 260V261H244ZM53 261H55L54 259H53ZM119 261V260H118ZM237 261V260H236ZM58 262H60V261H58ZM72 262V261H71ZM88 262H85V264L86 263H88ZM115 262H117V261H115ZM175 262V263H176ZM189 262H187L186 264H190ZM247 262V261H246ZM246 262H243L244 264H246ZM52 264H53V262H51ZM55 263V262H54ZM61 263V262H60ZM63 263L65 264V262L63 261ZM63 263H61V264H63ZM80 263V264H81ZM118 263V262H117ZM121 263H122V261H121ZM124 263H125V261H124ZM230 263V262H229ZM233 263V262H232ZM242 263V262H241ZM240 263V264H241ZM6 264V263H5ZM69 264V263H68ZM72 264H73V262H72ZM89 264V263H88ZM96 264V263H95ZM100 264H101V262H100ZM119 264V263H118ZM172 264V263H171Z\"/></svg>", "mask_w": 264, "mask_h": 264}]
</instances>
